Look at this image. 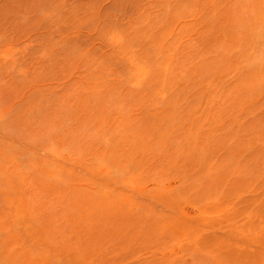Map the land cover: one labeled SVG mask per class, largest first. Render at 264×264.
<instances>
[{
    "label": "bare ground",
    "instance_id": "obj_1",
    "mask_svg": "<svg viewBox=\"0 0 264 264\" xmlns=\"http://www.w3.org/2000/svg\"><path fill=\"white\" fill-rule=\"evenodd\" d=\"M57 1H54V2L58 3ZM60 1H59V3H60ZM87 1H89V0H87ZM87 1H85L84 3H87ZM90 1L93 3L95 2V0L94 1L90 0ZM102 1L103 2H101V3H99V1H98L96 3V4L99 3L97 6H96V4H93V5H95L97 8V7H99V5L107 2L108 0H102ZM111 1H115V0H110L109 2L111 3ZM122 1L125 3L126 0L125 1L124 0H120V1L117 0V2H112L111 4L108 2L109 4H106V5L107 6L111 5L110 9H112L113 7L115 8V6H116V8L120 7L119 8L120 11L121 10L124 11L123 9H121L124 6V3ZM127 1H128V3L132 4L131 7L134 6L133 4H135V2H136L133 0L132 1L134 3H131L132 2L131 0L130 1L127 0ZM54 2H53V4H54ZM71 2H69V4ZM91 2H88L87 3L88 6L86 5V7H84L81 3H75V7L77 6L76 8L80 9V11H83L85 8V10H86V11L84 10L85 16L89 15V14L97 15V14H100L103 12L104 14H106L104 16H100V18L102 17L103 20L99 19V20L95 21L97 18H90L89 20L85 19L84 15L81 16L80 14H77L76 11L71 9L73 7L67 8V6H66V8H65V6H64L62 8V6H59V3L57 6H56V4L53 5L52 3H50L53 5V7H51V9H49L50 6L45 8V10L48 8L49 11L48 10H46V11L41 10L43 12V15H45V16L42 15L41 17L39 16V18L42 19L43 17H45L46 21H47L48 20L47 18L50 17L51 20L54 19L52 21V23H54L55 26L57 23H59V25L62 24V23L60 24V22H62L61 19H63L64 16H61L60 13H62L63 11H67L69 9L68 10L69 12L67 11V12H64L62 14H64V15L70 14V16H72V17L68 16V20H69V18L71 19L70 20L71 23H70V25L69 24L68 25L70 27L73 26V28H75V29H73L72 27H71L72 29H70V27H68V29L65 28V27H67V25L65 26L64 23L62 24L64 26V28L62 26H59L61 28L58 29L55 27L56 28L55 29L54 25L49 23L50 20H48V24H51L49 26H53L52 30H54V29L56 30V31L54 30L55 33L60 31L61 34L59 33L57 38L62 39L60 43L57 42L59 45L58 44L56 45V43L54 45V43H51V41L48 42V39L45 40V42L47 41L49 44L54 45L51 48H53V47L56 48V46L58 48V46H60V44L62 42L64 45L63 39H65V38H62V36L65 33L67 34L68 31L69 32L71 31V33H69L68 35H66V34L65 35L68 36L69 37L68 39L71 40V38H73V39H76L77 37L79 38V35L77 34L78 31L82 30L83 28H86L85 31L82 30L83 33L84 32L87 33L89 30H91L92 34H93V32L95 31L94 34L95 33L97 34L98 39H97L96 35H94V34L93 35L95 37L92 35L90 38V34L88 33L89 35H87L86 38H85V36L81 35V37H84L83 39H81L83 41L78 39L79 41L77 42V40H76L77 45L79 46V45L84 43L82 45V47L87 45V46H89V48H91V47L95 48V45L93 46V44L91 42L95 38L97 41L99 40V42H100V43L97 42V46L99 45L98 46L99 48L104 47L103 52L105 54L103 52H101V53H103L102 55L104 57H106V55L108 54L107 55L108 57H106V58L107 59L109 58V59L105 60L104 57H102L101 59L98 60L95 55H94V59L92 58L93 55L91 56V54L94 50L95 51L93 53L96 52L97 54L100 53V51H102V50L98 51L97 50L98 47L93 49V50H92V48L88 50V52H90L91 54L88 53L87 55H90L91 56L90 57V56H87L86 54H82L81 51H84V50L78 51L76 49H71V51H70V50L66 49V46H64L66 49V52L68 54L65 52L60 56H58L59 53L57 55H52V56L45 55V57L48 58L49 62H46V60H45L46 58H44V55H42L45 53H42L41 54V57L43 56L42 60H44L46 63L44 61L39 62V63H42L41 67H39L40 66L39 65V66H36L34 68L39 67V69L43 70L44 68H42V67H44V66L46 67V66H48L46 64L50 63L51 65H53L56 68V70L60 71L61 67H62V69H65V67L68 66L67 70L69 71L71 69L70 74L72 75V77H70V76L69 77L72 79L74 77L77 81V84H76L75 80L73 83V80L71 79L72 82H71V84H69V86L64 85V83H67L66 81H64L63 78L61 79V77H63L64 75H61V77L59 76L60 78H58V77L56 78V80L59 79L60 81L61 80L64 81L62 83V85L64 86V90L62 89L63 87L60 86L62 88H60V87L59 88L62 91H60V89L58 88V90L60 92L53 91L54 93H52L53 88L50 87L51 92L48 91L50 94H48L47 91L45 92L46 97L43 96L44 98H42V100L44 103H42V104H45V103L48 104L49 103L50 107H48L47 109L48 110L50 109V110L46 111V113L49 112V113H47V115H44L45 112H42L44 114H41L39 111L38 116H39L41 122L38 121L39 119L37 118L38 116L36 117V113L32 114L33 113L32 111L35 110V108H33V107H36V106H34V103H35L34 100L36 99V97L33 96L34 97V100H33L32 99L33 97L31 98V96L33 93H36L35 91L32 92L31 95L29 96L30 97L29 99L33 100V101H31L32 104L29 101H22L23 102L22 104H24V108L22 107V109H19V108L13 106L15 109L17 108L18 112H19V110H21L20 112H22V114H24V110L27 109L25 111L26 115H23L24 117H22L23 119L21 120V118H20L21 121H24L27 119L26 121L28 122V124H31V122L34 120V118H32V116L35 117V119L37 118V122L40 123L39 131H41L40 132L41 135L32 137V135L26 134L27 137L30 136L32 138V139L31 138L28 139L26 137V135L25 136L23 135L24 133L22 134V137L24 136V138L26 137L30 141L29 142L26 139L27 142L25 144L28 146L29 145L32 146V151H31V150H29V147L27 148V146L24 144L26 147L25 149L31 151V152L27 153L26 155L24 154V153H26V151H24L25 149H23L24 147L22 146L25 139L22 138L23 143L20 140V142L22 144L19 143V140L17 139L18 143L21 145H19L17 143H13V144H15V146H16V144L19 145L21 148H19V146H17V147L20 150H18V148L14 147L9 141H6V139H4V138H2L0 141V207L4 209V205H5V210H6V212H5V210L0 208L2 210V212L0 211V214L2 215V216H0V219L2 217H4L0 220V237H1L0 238V253L2 252V254H0V257H1V255L3 256L0 258V264H13L16 261H18L16 264H19V263L22 264L24 262H25L24 264H26V263L27 264H34V263L35 264H43L42 262H44V261H45L44 263H46V264H50L53 261H54L53 263H55V264H61V263L64 264V260L62 258H64V259L68 258L70 262H74L72 264H80V263L81 264L82 263L83 264H90V263L91 264H93V263L98 264V263H95L98 261H94L95 254H97V253L100 255V258H99L100 260L99 259L98 260L101 263H99V264H105L106 262H107L106 264H108V262L109 263L111 262V264H115V262H116L115 260L117 259V257L115 258V260H114L115 262H114V261H112L113 259L110 258L113 256L107 257L108 255L106 254V253L110 254L113 251V250H110L111 252L110 251L108 252L107 250L113 249V248L115 249L114 243L116 241H114L113 243L111 241H113V239L115 240V238H118V240H119V235L121 237L123 236V238H121L119 241L125 242L124 238H126V243H124L125 245L123 246L124 248H126L127 246H130V244H131V243L127 244V241L130 240V238H132L131 237L132 234H135L132 226H129V224L128 225L126 224V223H128L127 220L130 218V217L128 218V216L126 215L128 212H130L131 214L134 213V220L137 218L135 222H138L139 224L142 223V225L141 224L139 225V228L143 229V227L146 226L143 230H145V232H147L149 230V228H151L150 226L153 225L152 226L153 230L152 229H151L152 231L149 230L148 234L150 232L154 231L157 233V235H155L154 233H153V235L151 233L149 235L150 236L151 235L152 236H158L157 237L158 240H156L155 242H152V245H150V246L148 245L147 247H145L146 245H144V244L142 245L141 244L142 242L140 243V240H139L138 244H140V245H138V246H140L143 250L145 248H147V250L145 249L144 251L140 250V247H137V245L132 242L133 245L134 244L136 245V247L134 245V248H136L134 250L136 251V250H138V248L140 250V251L138 250L139 252L136 251V254H137L136 258L139 257L138 254H140L141 252L142 253L140 254V256L145 255L144 253H147V256H149V257H150V255H153L154 253L153 254L149 253L150 255H148V252H151L150 248H152V247L155 249V252H157V253L158 252L166 253V255L164 256V258H166V259L161 258V262L159 261L160 258H157V259L152 258L154 261L153 260L150 261V258L148 257L149 259H147L146 258L147 256L145 255L144 258H146V260H148V262H149V263L147 262L148 264H150V262H151V264H165V262L167 264L168 263L167 260L170 262L172 260V256L174 258V256L178 255L179 251H177L178 252L177 253L175 249L178 250V248H180L179 245L186 244L188 241L190 243H194L193 245L195 247L201 241L204 243H207V242L208 243H215V244L218 243V239L209 238V237L203 238V235H201L202 232H201L200 227L197 224L194 227L188 226V224H190L189 221H192V222L198 223V224H204V223L211 222V224L213 226H216L217 225L216 223H220L219 221H222L223 219L227 218V220H229L231 222L226 224L225 233L228 232L229 235L226 233L225 238H224V240L222 239V241L225 242L229 238H231L229 236L234 237L233 235H235V238L238 237V238H236V240L238 239V241H236L238 244L240 242L241 243L243 242V244L245 245L243 240H246L250 244H255L256 246L258 244L257 242H261V243H259L261 246V244L264 243V201L262 200V199H264L263 198L264 197V190L261 191L258 195V197L259 198L261 197V198L259 199L257 197V199L253 200V203L251 202L252 204L249 203L248 205H246V204L243 205L242 200H241L239 205H236L235 201L239 200L241 198V196H243L240 193L241 187L242 188L243 187L244 188L250 187L249 189L246 188L247 191L253 190V188L255 187V184L253 182L259 183V182H261V180L263 181V179H264L263 178V176H264V174H263L264 173V170H263L264 169V164H263L264 158L262 161L263 166L260 167L259 165H261V163H258V162H260V160H262L261 157H264V156H262V154L264 155V153H263L264 152V149H263L264 138H262L263 141L262 140L260 141L261 144L263 143L262 144L263 146H261V147H260V145L258 146V144H260V143L256 142L257 144L250 145V147L248 146L249 148H247V145L250 144L249 142L251 141V138H250L251 136L256 134L260 138L261 135L263 136V133H264V130H263L264 129V123H263L264 119H263V121L260 120L261 122L258 120V119L262 118V116H260L261 113H262L261 115H263V118H264V112H263L264 110L260 109V107H262L261 105L264 106V99H263V97L260 96V95L264 96V94H262L264 92V0H145V1L143 0L144 3L142 2V0H138L135 6H137L141 2L142 4L140 3L139 6L142 10L141 9L138 10V9H136L137 8L136 7L135 8L136 11H139V12H137L135 14L134 13L135 10H133L132 9L133 7H132L131 8L132 13H134L136 16H134L131 13V11L129 10L128 13L130 12L129 14H132V15L127 14L128 18H127V16H125L126 20L125 19L124 20L127 21V19H129V17L131 16L133 22L131 21V17H130L129 20L131 22H129L128 24L123 23L125 21H123L122 23L120 22L121 25H123L122 27L121 26L118 27L120 25V23L117 24L119 22V20L116 22L117 18L115 19L116 15H117L118 18L120 16V20H121V17L123 14L120 11H118L120 13V15H119V13L117 11H116L117 13L115 12L116 8L115 9L113 8L114 11H112V10L110 11V9H106L108 7L104 5V10H101V12L98 13L99 9L97 8L98 9L97 10L95 8V6H94L95 11L92 9L93 8L92 6H91L92 8L89 9V3H91ZM61 3L63 4V1ZM116 3H118V4H116ZM128 3H126L128 5V6L126 5V7H128V9H130L129 8L130 6ZM64 4L67 5L68 2H66V3L64 2ZM72 4H70V5H72ZM114 4H115V6H114ZM90 5H92V3ZM117 5L119 7H117ZM126 7L124 6V9H126ZM43 8L44 7H42V9ZM64 8L67 10H65ZM39 9H41V8L37 9V12H39L38 15H40V11H38ZM62 9H63V11H62ZM91 9H92V11H91ZM60 10L62 12H60ZM105 11H106V13H105ZM71 12H73L74 14H72ZM2 13H4V11ZM113 13H115V15ZM46 15H49V17L48 16L46 17ZM74 18H76V21L74 20ZM77 18H78V20L80 18V22L77 20ZM87 18H88V16H87ZM134 18H135V20H133ZM73 20L75 21V23H73L74 22ZM65 23H66V21H65ZM77 24H80V26ZM124 26H125V28H124ZM57 27H58V25H57ZM77 28H78V30H77ZM48 29H50L48 31L49 33L55 34L54 32L51 31V28H48ZM65 29H67V32H64ZM74 30H76L77 33ZM48 32L46 35H48L49 37H52V38H50L52 40V42H56L53 40V36H50ZM70 34H72L74 36L71 37ZM80 34H82V33H80ZM46 35H45V37H47ZM83 35H85V34H83ZM66 36H63V37H66ZM88 36L90 39L88 38ZM92 37H94V38H92ZM66 39H67V37H66ZM96 40H94V41L96 42ZM94 41H93V43H94ZM47 42L45 44H47ZM66 42H67V40L65 41V44H66ZM76 43L74 44L75 45L74 47H78L76 45ZM89 44L92 46H90ZM101 45H102V47H101ZM69 46L73 47L71 45H69ZM11 47L12 46H9V47L7 46V48L4 47V49H3V47H1V49H3V50L0 49L1 50L0 60L2 62H4L6 65L8 64L6 62H9V61L13 62V63L9 62L11 64L10 67L11 68L14 67L13 70L16 69V71L19 69L17 72L23 73L24 69L23 70L21 69V67L24 68L22 66L23 64L21 63L22 60H20L21 61L20 62L21 67L20 68H19V66H17L19 64H17L16 67L15 66L12 67V64H15L14 54L16 55V53H14L15 51L13 50L15 47L14 48H11ZM47 47L49 48L50 45ZM55 48H53L51 50H54V52H56ZM105 48L107 51L105 50ZM62 50H63V48H62ZM108 50H110V51H108ZM18 53H19V51L17 52V55H18ZM41 57H39V58H41ZM53 59L55 60V63H54ZM102 59H104L105 61H103ZM15 60H16V62H17V60L19 61V59H15ZM34 60L37 61V59H34ZM74 60L77 62H80V63H77V65H76ZM97 60H98V62H97ZM106 61L107 62L109 61L110 63L113 62L111 64H114L116 66L118 65L117 71L115 72L114 71L115 67L108 65V63H106ZM2 62H0L1 63L0 64V68H1L0 70H2L3 73H5V72H7L5 70H9V68L6 69L5 64L3 63L5 66L4 67L2 65ZM70 62L72 64H70ZM43 63H45V65ZM55 64L58 66H55ZM69 65L72 67L70 68ZM74 65H75V68H73ZM120 66H121V69L119 68ZM17 67H18V69H17ZM48 67L50 68V66H48ZM76 67L78 69V71L77 70L76 71L79 72L80 77H78L79 74L77 72H74ZM110 67H114V68L110 69ZM118 68L120 71L118 70ZM51 69H53V68H50L49 70L48 69L47 70L50 71ZM13 70L11 69L10 71L16 72ZM54 70H52V72ZM37 71H38V77L40 75V78H41V75H44L47 73L46 72L44 74H42V73L39 74L40 71L38 69L36 70V72ZM9 73H7V75ZM22 73H20L19 76H21V75L23 76ZM60 73L62 74L63 70L60 71ZM52 74L55 75V73H52ZM52 74H51V76H53ZM4 75L6 76V73L3 74V76ZM31 75H33L31 77H36V76H34V73L33 74L31 73ZM73 75H75V76H73ZM46 76H48V75H46ZM46 76L44 75V77H46ZM66 76H68V75H66ZM44 77H42V79ZM1 78H2V76L0 77V79ZM24 78H26V77L23 76L21 80H23ZM70 78L69 79L67 78L65 80H69L68 83H70ZM27 79L28 78L24 79V81ZM34 79L38 80L39 78L36 77ZM34 79H33V81H34ZM48 79H49V76H48ZM48 79H47V81H48ZM5 81L6 80L4 78L3 82L5 83ZM27 81H25L24 83H26ZM29 81L31 83V80H29ZM33 81H32V83H33ZM38 81H36L37 84H38ZM14 82L13 83L9 82L6 84L0 83V84H2L3 87L5 85V88L7 86L6 90L11 88V90L6 91V92H8L7 94H9V92H11L12 88H13L10 86L11 85L13 86ZM24 83H22L23 86L17 85L18 87L16 86V88H19V89L21 88V90H22V87H23V92H24V88H26V87H24V85H25ZM51 83H53V82H51ZM51 83H49V84L51 85ZM57 83L59 86V84H60L59 81H57ZM34 84H35V81H34ZM53 84H56V83H53ZM28 85H27V87H28ZM50 85H48V86H50ZM14 87H15V85H14ZM0 88H2L1 85H0ZM5 88H2L4 92H5V90H4ZM33 88H34V90L36 89L35 86H33ZM40 88H41V86H40ZM45 88H46V86H45ZM55 88L57 89V87H55ZM2 89H0V90L2 93H4L2 91ZM28 89L33 91V89H31V88H28ZM43 89L44 88L42 86L41 90L43 91ZM56 89H54V90H56ZM16 90L11 92L17 97L16 98L14 96L16 99L20 98L21 95H22L21 97L25 96V95H23V93L21 94L20 92L19 93L21 95L18 93L15 94ZM27 90H25V91H27ZM30 92H28V93H30ZM13 94H11V95H13ZM39 94L44 95V93H41V92ZM253 96H254V98L261 97L262 100L260 98L259 99H260L261 103L262 102L263 103L261 105H259L260 101H258L259 104L256 103V101L259 99H255L254 103H253L251 101ZM26 98H28L27 94H26ZM26 98H24V100H26ZM16 99L14 100L15 102L17 101ZM22 99H19L20 102ZM44 99H45V101H44ZM6 100H10V98L6 99ZM6 100L4 99V101H6ZM0 102H2V101L0 100ZM15 102H14V104H15ZM26 102H27V104H30V105L27 106ZM250 102L253 105L255 103L258 104V107H255V106L252 107V104L250 105ZM11 103H12V101H11ZM37 103H39V102H37ZM9 104H10V102H9ZM22 104L20 103L17 106H19V105L21 106ZM1 105H4V104H1ZM1 105H0V132L3 133L2 135L6 136V138L10 137V139L17 135V134H15L17 131H19L20 133H18V134L21 135V131L19 129L22 125H24V127H25V125L27 126L26 121H24V123L21 122L22 125L20 127H19L20 123H17L19 125L16 127V125H14V123H12L13 122V119H12V122H11V124H13L12 126H15L16 128L19 127L18 130H13L14 128H12V127H10L11 128L10 129L9 128L10 123L8 124L9 126L8 125L5 126V124H3V122L5 123L4 113L7 115L8 114V113H6V112H8L7 109H9V113H10V111H12L14 109L11 108L12 107L11 104L8 105V102L6 105H8L9 107H6V106L1 107ZM31 106H32L33 110L31 108ZM251 107L252 108L255 107L254 110H252L253 111L252 114L253 113L254 114L260 113V114H257L260 116V118L258 116V119H257V117H256L257 115H254V114L252 115L251 111H249V110H248L249 113L247 116L246 114L248 111L246 110L247 112H244L245 114H243V115H245V118L246 117L247 118L245 119L244 117L241 116L242 119L237 120V118H238V116H236V114L238 113L237 109L240 112L239 115H241L243 112L242 110H245V109H248ZM3 108H6V109L4 110ZM141 108L143 110L147 109L148 113H146V111L144 110V112L146 113L145 115L148 116V114L150 113V116H148V117H150L151 119L146 117V119L150 120V121L147 120L148 124H147V121L145 119V116L143 114L140 115L141 114L140 113ZM29 109L31 110L32 113L30 112ZM143 110H141V111L143 112ZM41 111H42V109H41ZM29 113H31V114H29ZM13 114L15 115V112ZM16 114H17V112H16ZM27 114L29 115V117L27 116ZM141 116H142V118L144 116V118H143L144 120L142 118H140ZM3 117H4V119H3ZM6 117H7L6 119H9L8 118L9 116H6ZM249 117L250 118L252 117L254 120L257 119L259 121V123L263 124L262 125L263 127L260 126L261 124L260 125L258 124V126L260 128V129H258V126H257L258 121H256V120H255L256 123H255V121H253V123L256 124L257 128L253 127L255 125H253L251 127V125L253 124L252 120H251L252 124L249 122L251 125L246 123L249 126V127L247 126L248 130L246 127H244L245 128L244 129L243 128L244 124L242 125V123H240V121L244 123V121H246ZM18 118L15 117L14 120L15 119L17 120ZM24 118H26V119H24ZM243 118L245 119L244 121H243ZM29 119H33V120H30V123H29ZM1 120L2 121L4 120V121L2 122ZM16 120H15V122L19 121V120H17V121ZM141 120H143L144 122L146 121L145 124H143V121L141 122ZM234 120H237V122L240 120L239 124H237L239 127L237 125H235L237 122L234 123ZM248 120L250 121V119H248ZM35 122H33V124H35ZM233 125L235 126L234 129H233V127H234ZM240 125H241V127H240ZM33 126L34 125H32L31 127H33ZM236 126L238 128H243V130H245L244 132H242V134H244L245 132L251 131L250 132L251 136H247L249 133L248 134L245 133L246 138L243 137L241 133L236 132V130H237ZM26 128H22V129L24 130ZM254 129L256 131H254ZM36 130H38V129H36ZM13 131H15V132H13ZM25 131H28V130H25ZM32 131H34V130H32ZM32 131H31V133H32ZM238 131L241 132L242 130L239 129ZM261 132H263V133H261ZM28 133H30V132H28ZM236 133H238L239 136L236 135ZM252 133H254V134L252 135ZM36 134L39 135V133H36ZM258 134H260V135H258ZM237 136L240 138V140L242 139V142L238 140ZM16 138H18V137H15L13 139H16ZM247 138L250 140L248 141ZM253 138L256 140H254ZM259 138H255L253 136L252 141L254 140V143H255V141H257V139H258V141L260 140ZM252 141H251V143H253ZM240 142H241L242 146H241ZM27 143H29V144H27ZM236 143L239 144V146H237ZM235 145H236V148L239 147V148H237L239 151L235 148ZM254 146L258 147V148L256 149V148H254ZM253 148L256 150L254 151ZM36 149L40 150V151H37ZM220 149H222V150H220ZM245 149L248 151V152L246 151L247 153L241 152V150L245 151ZM252 149H253V151H251V152L253 153V156L250 152V150H252ZM34 150H36V152ZM216 150H219V151H216ZM258 150L260 151V153ZM19 151H23V152L19 153ZM41 151H42L43 155H42ZM214 152H216V153L218 152L219 155L221 153H223L221 155L224 157L218 156V153H217V157H218V159H217V157L215 156L216 154ZM237 153L239 154V156H237L238 155ZM21 154L25 155V156H23L24 159H22ZM38 154L42 155V156H39ZM247 154H248V156L250 155L252 157H254V155H255L254 158H256V156H257V159L258 158H260V159L256 163L257 159H255V161H253L254 158H250V156H249V158L248 157L246 158ZM19 155H21V156H19ZM240 155H242V156L240 157ZM243 155H245V156H243ZM212 156L216 157L215 160H213L214 158ZM18 157H20V158H18ZM39 158H42V160H40ZM149 158L151 160H152V158H155L154 159L155 161L157 158L158 159L161 158V160H157L155 163L158 164L159 161L160 162L162 161L163 163H160L162 165H160V164L157 165V167H159V168L161 167L162 169L157 168V171H156V167H155L156 165L153 164L154 160H152V161L150 160L151 163L149 162L150 163L149 165L152 164V166L154 168H152V169L149 168L152 166L147 167V165H148L147 160H149ZM219 158H221L222 160L220 161ZM241 158L246 159V160H242ZM43 159H44V161H43ZM250 159L254 163H256L257 166H255L256 164L252 163V161L250 164L248 163V164L244 165V162L250 161ZM146 163H147V165H146ZM251 164H254V165H251ZM144 165H146V166H144ZM249 165H250V168H249ZM163 167L164 168L167 167V169H164ZM154 169H155V171H152ZM255 169H256V171H255ZM145 170H147V171H145ZM251 171H253L255 173H253ZM257 171H260V172L262 171L261 174H263V176L261 177L260 172H257ZM77 172H79V175ZM146 172H149V173H146ZM244 172H246L247 174ZM249 172H251V173L248 175ZM41 173H42V175H41ZM75 173H77V174H75ZM242 173H244V174H242ZM256 173H257L258 177L255 175ZM245 174L248 175L249 177L247 176L248 177L247 178ZM76 175H77V178H79L78 180L81 181V179H82L83 182L82 181L79 182L77 180V178L75 179ZM174 176H175V179H174ZM93 177L100 179V181H101V182H99L100 185L96 186L93 183L95 181V180H93ZM240 178L242 179L241 181L243 183L242 182L241 183L243 185L245 183L247 184L249 182L251 186L249 185V183H248V186L246 184L244 186L243 185L239 186V184H241L240 182L238 183V181H240ZM36 179H38L40 181L42 180V182H40L42 187L38 186L39 181ZM254 179H256V181H254ZM148 180H151L153 182V187H151L152 190H150L149 192H146L147 186L144 184ZM175 180H178L177 181L178 186H176V184L174 185L171 183L170 184L167 183V181H175ZM243 180H245V181H243ZM37 181H38V183H36ZM75 182L78 183V186L76 184H74ZM85 182L88 184V185H86L87 192H86V190H84L85 192L84 191L82 192V190L85 188V187L83 188V185L85 186V184H86ZM44 183H45V187H46V184L47 185L50 183L52 184V185L50 184L49 187H51L50 190L52 189L53 193L49 190V187L47 186V188H48L47 190L49 191V193L51 192V194H50L51 196L49 195L47 190H45V189L43 190ZM82 183H85V184H82ZM89 183H90V185H94V187L89 186ZM148 183H150V181H148ZM166 183H167V185H166ZM258 183H256V184L258 185ZM261 183H259L260 185L256 186L257 190L260 188L259 186H263L264 181ZM71 184L73 185V189H77L78 192H80V193L82 192L83 195L80 193L79 194L81 195V197L84 196L83 198H81L80 196H77V197H80L82 199V200L80 199V202H79V198L77 201V197L75 198V196H73V194L77 195L78 192H75L74 190L67 191L68 189L71 190V188H70V187H72ZM79 184H81L82 186L81 185L79 186ZM168 184L170 186L171 185L172 186L174 185V186L173 187L171 186L172 188H170V186L168 187ZM53 185H55V189H53L54 188ZM57 185H58L59 189H60V187L63 189L64 188L63 186H65V187L67 186V188H65L66 191L71 192L73 194H71V193H70L71 195H69V193L67 194V192L64 191L65 189L64 190L60 189V190L64 191L66 193V196L64 195L65 194L64 192L59 194L60 190L56 189V188H58V187H56ZM111 185H114L116 187L117 192L115 191V188H113L114 186L111 187ZM68 186H70V187H68ZM88 186L92 187V189L91 188L89 189ZM118 186H120L121 189H129L128 191H130L129 192L130 194L129 193L128 194L129 195L132 194L130 197H133V195L135 194L133 197L134 199L133 198L127 199L128 196H126L127 198L125 197V195H127V194H125L122 191L118 192V190H121V189H118V188H120ZM122 186H124V187H122ZM144 186H146L145 189H143ZM29 187L30 188L35 187V190L38 189V191H39V189H40L41 192L42 191L43 192L45 191V192L43 194H41L40 191H39L40 192L39 193L36 190V192L39 194V196H38V194L34 191V188L30 189ZM55 190H56V192L58 190V192H57L58 194L54 193ZM148 190H149V188H148ZM246 190H245V192H246ZM254 191H256V190H254ZM27 192H30L29 195L27 194ZM115 192H116V194H115ZM141 192L148 193V196H146V197L151 199L148 201H150V202L154 201L153 204H151L152 206L155 207V205H157L155 208L153 207L154 208L153 210L151 209L152 207L150 208V204L149 205L146 204V203H149L148 201H146L145 203H144V201L143 202H140V201L137 202L135 197H136V195L137 196L142 195L143 193H141ZM84 193H85V195L86 194L87 195L85 196ZM113 193L116 196L117 195L118 196L117 197L114 196ZM121 193H122V195H121ZM138 193H141V194L138 195ZM44 194L46 195L45 196L46 200L49 198L47 205H46V203H47L46 200H40L41 195L43 196ZM54 195H56V196H54ZM67 195H69L68 196L69 198L71 196V198H73L74 200L76 199V200L74 201L73 199H68ZM120 195L122 196V197H120L121 200H123L122 202H121V200L117 201V199H120L119 198ZM144 195H143V197H145ZM31 197H33V198H31ZM34 197H36V198H34ZM37 197L40 200L39 201L40 202L39 208H43L44 207L43 205H46L45 206L46 208L44 207L42 209L43 218H44V215L46 216V214H47L46 219H47V217H49V219L52 220L51 224H49L50 220L47 221L48 219L47 220L44 219L43 220L44 222H42L43 218L40 219L41 217L39 215V211H37V209H36L37 208L36 204L33 203V202H37L36 201V200H38ZM52 197H54V198L57 197V199L53 198L54 200H51ZM64 197H65V199H64ZM30 198L34 201L31 202ZM85 198H87V200ZM233 198H235V199L233 200ZM42 199H44V196ZM59 199L60 200L62 199L64 202L66 199L70 200V201L72 200L73 203L70 201L67 202V200H66V202H65L66 205H64V203L62 204V202H61L62 200H61L60 204H59V202L57 204V200L59 201ZM106 199H108V200L110 199L109 201L114 199V201L109 202ZM50 200L52 202L55 201L54 202L55 204L52 202H49ZM101 200L103 202H101ZM130 200H133L134 203L137 202L136 205ZM76 201L78 202L77 204H75ZM85 201H90V203H89L90 205L89 204L85 205L86 204ZM129 201L132 202L133 204L132 203L128 204ZM41 202H42V204L44 202L45 203L42 205ZM83 202L85 203L84 205L86 208L81 207L83 205L82 204ZM93 202H97V204H94ZM117 202H119V203L121 202L120 203L121 205ZM125 202L127 203L128 206L129 205L133 206V207H135L134 209H136V212H135V210H132V208L130 206H129L130 208L127 207V205H126L127 208L124 207V208H126L125 211H127V213L124 214L123 216L125 217V219L127 216V218H128L127 220H125L124 217L122 216V214H120L121 213L120 209L124 204H126ZM1 203H3V205ZM32 203L35 205H32ZM69 203L74 204V206L70 205ZM138 203H140V204H138ZM142 203L146 204V205H143ZM49 204H51V205H49ZM53 204L55 206H52ZM79 204H80V206H79ZM99 204H101V205H99ZM158 204L162 206L161 209H159L160 206H159V208H157ZM48 205H49V207L52 206V209L50 208V211H52V212H53V209L56 207V209H58V210L54 209V211H57V213L60 211L61 208H59L60 206L57 207L56 205H61V206L64 205L65 207H67V205H68V208L67 209L64 208V211L66 210L65 211L66 214L64 212L62 213L61 211L59 212L61 214H64V216L63 215L61 216V214L58 215L57 213H55V215L57 214V216H55L52 212L49 211V209L47 210V208H49ZM140 205L142 208L140 207ZM188 205H193V207L197 211L195 216L192 219H190V217H188L187 213L184 211L185 207ZM90 206L92 208H89ZM108 206L111 208L116 206L115 208H117L119 210V211L117 210V212L118 213L120 212V213L117 215V213H115L116 209L112 208V210H111V208H109ZM144 206L145 207L148 206L149 209L148 208L144 209L145 208ZM73 207H75V208H73ZM77 207H79L81 209H78ZM97 207L100 209L105 207L102 211L109 208L108 211L111 214L110 216H113V215L115 216V214H116L117 218L115 216V219L119 220L121 218L118 222H120V221H122V222H120L118 225V222L114 219V216L110 217V218L107 217L109 215L108 214L109 212L106 210L104 212H102ZM95 208L98 209L96 212H95V210H96ZM128 208L132 211H130ZM162 208H163V211L161 212ZM31 209L32 210L34 209V210L32 211ZM76 209H78V210H76ZM89 209H91V210H89ZM114 209H115V212H113ZM141 209H142V212H140ZM155 209L157 210V212L158 211H160V212H158V213L155 212L156 211ZM67 210H68L69 215H67ZM80 210H82L83 212ZM85 210H87V213ZM137 211H139V214L137 213ZM33 212H34V215H33ZM77 212H79V213H77ZM80 212H82V214ZM98 212H99V214H101V213L104 214L106 212L104 215L102 214V216H105L107 214L106 217L109 219L110 222L107 221L108 219L105 220L106 217L105 218L103 217V220L100 219V221H99V218L100 217L102 218V216L98 215ZM140 213L145 215V218L148 217V219H146V220L148 221L149 224H147V222H145V218L142 217L143 215L141 216ZM80 214L82 216H80ZM83 214L86 215V217L85 216L83 217ZM90 214L93 215L92 218L94 217L93 218L94 220L91 218ZM94 214H95V216L97 215V217H95ZM206 214H216L217 219H215V217H213L212 219H210V218L207 219ZM48 215H50V216H48ZM65 215H67V216L65 217ZM88 215L90 217H88ZM51 216H52V218H51ZM60 216L62 217V220L66 218L69 222V223L65 222L66 219L63 220V223L61 224L63 226V229L61 228V225H60V222L62 221L61 219H59ZM68 216H71L72 219L78 217L75 219L77 221H75V220L72 221L71 219H69L70 217H68ZM241 216H244L246 218V221L244 223L240 224L238 219ZM37 217H40V218L38 219ZM80 218L81 219L83 218V219L80 220ZM87 218H89V219L91 218L90 222L88 221L89 219H87ZM96 218H98V220ZM111 218L114 219V221H112ZM231 218H233L234 221H232ZM55 219H57V221L60 220V221H58L59 225H58V223H56L57 221ZM142 219H144V220H142ZM40 220H41V222H40ZM45 220H46V223H48V228H46L47 224L45 223ZM124 220L126 222L125 225H124ZM130 220H132V219H130ZM134 220H132L131 222L133 223ZM149 220L151 222H149ZM70 221H71V223H70ZM85 221H86V223H85ZM105 221H107L108 224ZM115 221H116V225L114 224ZM82 222H84L85 224ZM97 222H98V224L95 225L94 223H97ZM42 223H44V224H42ZM55 223L59 226V228H61L60 230H62V231H60L59 228L56 227ZM64 223H65V226L66 225L68 226V229H66L67 227H64ZM75 223H77V224H75ZM100 223H101V225H99ZM109 223H112V224H109ZM122 223H123V225H122ZM134 223L132 225H134ZM45 224H46V226H45ZM105 224L107 226H105ZM43 225L45 226L44 228H46L48 230H50V229L53 230V231H51L52 233H54V231L57 230L56 231L57 233L56 234L54 233V235L53 234L49 235L50 233L48 234V230H47V234H44V232L46 233V229L38 228V226L43 227ZM53 225L55 226V228H52V227H54ZM85 225H87V226H85ZM92 225L94 226V228L100 227V231H102V229H105L104 233H106L108 235L111 234L112 236H110V235L108 236L105 234V237H104L105 240H104V239H102V237L104 235L103 236L101 235L103 233H100L99 236H97V234L100 232L98 230L99 232L96 231L97 232L96 236L92 235L93 236L92 237L91 232H92V234L95 233L94 232L95 229L94 228L92 229V227H93ZM117 225L120 229L117 227ZM148 225H149V227H148ZM33 226H35L34 229H33ZM78 226L82 230V233H80L81 232L80 229L79 230L77 229ZM83 226H84V228H83ZM140 226H142V227H140ZM36 227H37V230H36L37 232H35ZM75 227H77V228L75 229ZM125 227H127L126 228L127 232L130 233V234H127V235H130V236H127L128 238L130 237L128 240L126 237L127 232L125 231ZM136 227H138V226H136ZM107 228H109V229H107ZM111 228L112 229L114 228L113 229L114 231ZM130 228L132 229L131 232H129ZM147 228H148V230H147ZM17 229H18V231H17ZM19 229L24 233H22ZM115 229H117V230H115ZM33 230H34L35 236H37V239H34L35 241L37 240L36 242H33L34 240L31 241V239L34 238V236L32 234ZM63 230L64 231L66 230L65 232H67V230H68L69 233L68 232L67 233L68 234L72 233V235H70L68 237V234L63 233L64 232ZM85 230H87V231H85ZM106 230H108V232ZM120 230H122L124 232H122ZM140 230H138V233L140 232ZM76 231L78 234L76 233ZM116 231H118V232H116ZM136 231H137V229H136ZM145 232L141 233V235H146ZM30 233L32 235L29 236ZM79 233H80V235H79ZM116 233L117 234L119 233V235H117ZM20 234L23 235V237H22L23 239H21ZM26 234L28 237H26ZM57 234L59 236H57ZM64 234H65V236H63ZM75 234L78 237V240L80 239L79 240L80 242L78 240H76L77 238H75L76 237V236H74ZM82 234H84L83 236L87 239H84V237H81ZM166 234H167V236H166ZM137 235L138 234L136 232V235H134V236L137 237ZM141 235H138L139 237H137V238L141 239V237H142ZM47 236H48V238L46 239ZM49 236L54 237L52 240L53 242H55V240H54L55 238L59 239V243H60V241L63 240L62 242L64 244H66L65 246L67 248L62 243H60V244L62 246H64L63 247L64 249L60 248L62 246L58 245L59 243H57L58 242L57 240H56L57 242H55V243L59 247L55 246L56 245L55 243L50 242L51 241L50 239H52V238H49ZM62 236L66 237V240ZM72 236L74 238H72V240H71L70 238ZM134 236H133L132 240L133 241L138 240L137 238L134 239ZM162 236H165L164 239L166 237H168V239L166 238L164 240ZM40 237H42V239ZM94 237L95 238L97 237V240H94ZM98 237H100V238H98ZM106 237H108L109 239L112 238V240H110L111 244L110 243H108V244H110L109 246H111L113 244L114 247L112 246L111 248L107 249L108 246H106L105 244L107 243L106 241L108 240V238L106 240ZM239 237H241L243 240H240L241 238H239ZM25 238H27L30 241L25 240ZM81 238H83L82 239L83 240L82 242L84 243V244L82 243L83 245L81 244ZM18 239H20V240H18ZM40 239L42 240V243H41ZM98 239L99 240L101 239V242L104 240L100 246L104 247L103 248L104 249V257H106L108 261L106 260V258L102 259L103 261L101 260L103 255L101 257V254H100L101 252H99V251H101L102 248L98 249V248H100V246L96 245L100 242V241H98ZM16 240H18V241H16ZM21 240H23L25 242L22 243ZM44 240H49L48 241L49 244L53 243L52 244L53 246L50 245V247L52 246V247L56 248V249L51 248L50 249L51 252L49 251V254L56 253L59 249V251H60V252H58L59 255L54 254V256H56L55 257L56 259L58 257L59 263L55 262L54 256L51 258L52 255L50 256L52 261L50 260V258L48 259V256L46 257V255H47L46 252L48 253V251H46L47 247H45L44 243H46V245H47V242H45ZM64 240L65 241L68 240L67 243ZM87 240L89 241V243ZM92 240H94V245H93ZM86 241H87L86 245L91 243L93 246H95V247L97 246L96 247L98 249V251L96 250L97 253H94V251H95L94 247H91L90 245H88V246L85 245ZM96 241L98 243H96ZM251 241H255V242L251 243ZM29 242L30 243L32 242L34 244L37 243V245H38L37 247H40L43 245L44 246L41 248H36V250H35L33 248H35L36 244L33 246V245H30ZM38 242H40V243H38ZM108 242H109V240H108ZM122 242H116V245H118L117 243H119V245L121 243V245H122L123 244ZM220 242H219V245H220ZM232 242L233 241H231V243ZM15 243H18L19 245L15 244ZM24 243L25 244L28 243L26 246L29 245L28 248L32 247V251L35 250V252H38V253H35L32 256V253H34V251L32 252L31 249L28 250V248H26L25 246H23L24 248H22V245H25ZM103 243L105 246L103 245ZM154 243H155V245H154L155 247L153 246ZM229 243L230 242L228 241L225 244H228V246H229ZM249 243L246 242L247 245H249ZM67 244H68V246H67ZM72 244H73V246H72ZM79 244L82 245V246L80 245V249L77 248V247H79ZM14 245H16L15 246L16 248L14 247ZM119 245H118V248L119 249L122 248L121 250H123V251H121V252H123V254L120 252V250L116 246L115 250H117L119 252L116 251L117 254L115 256H118V253H119L118 258L123 257L126 259V262H130V264H131V262H133L134 260H130V259H133V257L129 258V256L133 255V253H135V251L132 249V247L131 248L127 247V249H125L126 254H127V252L129 253V251H130L128 249H132V250L130 251L129 255H126L124 253L125 252L124 248L119 246ZM17 246H18V248L21 247L22 249L21 248L18 249ZM89 246L91 248H93L92 250H93L94 255L92 254V251H90V250L86 251L87 247H88L87 249H91ZM70 247L72 248V252L68 253V251L71 250ZM105 247L107 250L105 249ZM3 248H4V250H3ZM43 248L45 249V252L42 253L41 251H44ZM75 248H77L78 250H76ZM83 248H85V250ZM221 248H223V250L225 249L223 246H221ZM37 249H39L40 251ZM53 249H54V251H53ZM149 249H150V251H149ZM172 249H174V251ZM9 250H11V251H9ZM73 250H74V252H73ZM83 250H84V252H83ZM223 250H222L223 254H228V252L225 253V252H223ZM26 251L27 252L29 251V253H27ZM80 251H82V252H80ZM15 252H17V253H15ZM25 252H26V254H25ZM89 252H91V254H89ZM172 252H176V253H172ZM87 253L89 255H87ZM113 253H115V252H113ZM157 253H155V254H157ZM198 253H201V251L197 250L196 252L193 253L194 256L197 255L196 258L198 257V255L201 256V254H198ZM9 254H11V255H9ZM21 254H23V255H21ZM40 254H41V257H40ZM43 254H46V255L44 256ZM70 254H71V256H70ZM124 254L126 256H124ZM172 254H175V255H172ZM85 255H87V256H85ZM181 255L182 254H179L176 257H180ZM186 255L190 256L189 253H187V254L185 253V256ZM9 256H12V257H9ZM90 256H93L94 258L93 257L91 258ZM155 256L156 255H154L153 257H155ZM4 257H5V261H7V262L4 261ZM45 257L48 260L45 259ZM74 257H75V259H72ZM88 257H90L91 259ZM127 257H128V259H127ZM212 257H213V255L210 256V258H212ZM12 258L14 260L16 258V261L14 262ZM20 258H21V260H20ZM24 258L27 259V261ZM109 258L112 260L110 261ZM144 258H142L141 260L139 259L140 262L141 261L146 262V260H144ZM199 258H201V257H199ZM210 258L208 257L204 261L207 262V260L209 261ZM6 259H8V260H6ZM61 259L63 260V262ZM70 259H72L73 261ZM77 259H78V261H77ZM80 259H81V261H80ZM87 259H88V261H87ZM174 259H173V261H174ZM195 259H193V260L195 261ZM202 259L203 258H201V260ZM9 260H11L12 263H10ZM28 260H29V262H28ZM74 260H76L78 263L77 262L75 263ZM82 260L84 262H82ZM136 260L137 261H135V262H138V264H139L138 259H136ZM155 260H157L159 263ZM215 260L216 259L212 258V262H208V263L204 262V263L205 264H215V263L219 262V260H217V262H215ZM36 261L39 263H37ZM65 261L67 262V259ZM104 261H106V262H104ZM173 261L170 262V264H173V263L174 264H183L184 263L183 261L181 262V258L177 259L178 263L176 260L174 262ZM213 261H214V263H213ZM112 262H114V263H112ZM147 263H145V264H147ZM191 263L196 264V263H200V262H198V260H197V262L192 261ZM202 263L203 262H201L200 264H202ZM221 263H227V262L222 261ZM233 263L236 264L237 262H233ZM239 263L240 262H238L237 264H239ZM241 263L244 264L243 262H241ZM230 264H231V262H230Z\"/></svg>",
    "mask_w": 264,
    "mask_h": 264
},
{
    "label": "rangeland",
    "instance_id": "obj_2",
    "mask_svg": "<svg viewBox=\"0 0 264 264\" xmlns=\"http://www.w3.org/2000/svg\"><path fill=\"white\" fill-rule=\"evenodd\" d=\"M11 1H12V0H0V49H1V47H3V49H4V47L7 48V46H8V47H9V46H12L11 48H14V47L16 48V49H15V48L13 49V50L15 51L14 53H16V55L14 54V57H15V59H19V61L17 60V62H16V60L14 59L15 64H12V67H13V66L16 67V65L19 64V65H17V66H19V68H20V67H21L20 64L22 63V64H23L22 66H23L24 68L21 67V69H22V70L24 69V72H23V73L20 72V73H22L24 77L28 78V79H27L28 81L25 80V81H27V82H26L27 84H26V83H24V82H25L24 79H26V78H24L23 80H21L23 76H22V75L19 76L20 73L17 72V71L19 70L18 67H17V69H18L17 71H16V69L13 70L14 67H13V68L10 67L11 64H10L9 62H11V61L6 62V63H8V64L6 65L4 62H2V61L0 60V62H2V65H3V66H4V64H5L6 69L9 68V70H5V71H7V72H5V71L3 70V71L6 73V76L4 75L5 77L3 76V74H5V73H3L2 70H0V72L2 73V74L0 73V77L2 76V78L0 79L2 82L0 81V83H4V82H3V79H4V78H5V80H6L4 84L9 83V82H10V83H13V82L15 81V82L17 83V84H16V83L14 82L15 87H14V85H13V86H12V85L10 86V87H13V88H12V91H15V90L17 89L16 92H15V94H17V93H18V94H20V93L22 94V93H23V95H25L24 97H21L22 95L20 94V95H21L20 98L16 99L17 97H16L13 93H11L12 91L9 92V94L11 93V94H13V95H11V94L9 95V94H7L8 92H6V91L11 90V88L8 89V90H6L7 86H6V88H5V85H4V87H3V85L0 84V85L2 86V88H5V89H4L5 92L3 91L2 88H0V89H2V91L4 92V93H2L1 90H0V93H1V94H0V96H1V97H0V98H1L0 100L2 101V102H0V103H1V104H4V105H1V104H0V105H1V107H4V106L9 107L8 105L11 104L12 107H11V106H10V107L13 108L14 110H12V109L10 108L12 111H10V113H9V109H7L8 112H6V111H5V112L8 113V114L6 115V114L4 113V115H5V116H4V117H5V123L3 122L4 120H3V121L1 120V121L3 122V124H5V126H7V125L10 123V126L8 125L9 128L12 127V128H14L13 130H18V128L22 125V123H24V121L27 120L26 118H24V119H26V120L21 121V120L23 119L22 117H24L23 115H26V114H25V111L27 110V109H26V110L23 109V110H24V114H22V112H20L21 110H19V109H22V107L24 108V104H22V103H23L22 101H29V102L31 103V101L34 100V97H36V99H35L36 101L34 100V102H35V103H34V106H36V107H33V108H35V110H33L32 106H31V108H32V110H33V111H32L33 113H32L31 110L29 109L30 112H31L32 114L36 113V117L39 115V114H38L39 111H40L41 114H44V113H42V112H45L44 115H47V113H49V112L46 113V111H49V110H50V109H49V110L47 109L48 107H50V105H49V103H48V104H47V103L42 104V103H44L43 100H42V98H44L43 96L46 97L45 92H46V91H47V92L50 91L51 88H53V89H52V93H54L53 91H55V92H56V91H57V92L62 91V90L60 89V88H62V87H63L62 89L64 90V86L62 85V83H63L64 81H66V82L68 83L69 80H65V79H67V78L69 79L70 77H72V75L70 74V72H71V71H70V70H71L70 68H71L72 66H70V65H69V66H70V68H69L70 70H69V71L67 70V67H68V66L65 67L66 70H65V69H62V67H61L60 71L63 70V73L65 72L64 74H63V73L61 74L60 71L56 70V68H55L53 65H51V64L49 63L50 65H49V64H46V65L50 66V68H53V69H51L50 71H48L50 68H49L48 66H46V67L44 66L46 62H49L48 58H46L45 55H50V56H52V55H57V54L59 53L58 56H60V55H62L63 53L66 52V49H67V50H70V51H71V49H76V50H78V51L84 50V51H81L82 54H86V55H87L88 53H90V52H88V50L91 49L92 47L89 48V46H87V45L84 46V47H82V45H83L84 43L78 46L77 43H76V40H77V42H78V41H79L78 39H80V40L83 39L84 37H81V35H82V36H85V38H86L87 35L90 34V38H91V36L94 34L95 31H94L93 34H92V31H91V30H89L87 33H86V32L83 33L82 30L85 31L86 28H83L82 30L78 31V33L76 32V30H74V31L79 35V38H78V37H77V38L75 37L76 39L71 38V40L68 39V38H69L68 36H66V35H68L69 33H71V31H70V32L68 31L67 34L65 33L66 35H65V34L63 35V34H62L63 36H66L67 39H66V37H63V36H62V38H65V39H63V41H64V45H63V42H62V43H61L62 45L60 44V46H58V48H57V46H56V48L53 47V48H55V51H56V52H54V50H51V49H53V48H51V47L54 46L55 43H56V45H57V44H58L57 42L60 43L61 40H62V39H60V38H59L60 40L57 38L58 35H59V33H60V31L55 33V31H56L55 29H56V28H58V29L61 28V27H59V26H62V27L64 28V26L62 25L63 23H64L65 26L67 25V27H65V28L68 29V27H70L69 25H70V23H71V21H70L71 19L69 18V20H68V16H70V14H69V15H66V14L64 15V14H62V13L67 12V11L69 10V9H68V10L65 9L66 6H67V8L73 7V8H71V9H73L74 11H76L77 14H80V15L82 16V15L85 14V12H84L85 8H84V7H86L87 3H88V2H91V1H90V0H89V1L85 0V1H87V3H84V2H85L84 0H61V1H60V0H58V1H57V0H13L12 2H11ZM54 1H57L58 3H59V1H60V3L63 1V4H62V3H61V4L59 3V6H62V8L65 6L64 9L67 10V11H63V9H62L63 12L60 10V12H62V13H60L61 16H64L63 19H61V21H62V22H60V24L62 23L61 25H59V23H57L56 26H55L54 23H52V21H53L54 19L51 20V18L49 17V15H46V17H47V16L49 17V18H47V19L51 21V22L49 21V23L53 24V25H54V28L56 27V28L54 29L55 31L52 30V29H53V26H49V25H51V24H48V20L46 21V18H45V17H43L42 19L39 18V16L41 17V16L43 15V12H42L41 10H45V8H46V7H49V6H50L49 9H51V7H53V5H55V4H56V6L58 5V3L54 2ZM71 1H72V2H71ZM80 1H81V2H80ZM83 1H84V2H83ZM93 1H94V0H93ZM98 1H99V3L103 2L102 0H101V1H100V0H97V1H96V0H95L94 3L91 2L92 5H90L91 3H89V9L93 7L92 9L94 10V6H95V5H93V4H96ZM109 1H110V0H108V1L105 2V3H102L101 5H99V7H97L100 11L96 8V6H97L99 3L96 4L95 8L98 10V13L101 12V10H104V5L107 6L106 4H109V3H110ZM119 1H120V0H119ZM124 1H125V0H124ZM129 1H130V0H129ZM131 1H132V0H131ZM133 1H136L135 4H133V5L135 6L138 0H133ZM133 1H132L131 3H134ZM144 1H145V0H144ZM53 2H54V4H53ZM64 2H65V3L68 2V4L65 5ZM69 2H71L70 4L73 3L74 5H73V4L70 5ZM108 2H109V3H108ZM112 2H117V0H115V1H111V3H112ZM122 2H123V1H122ZM142 2H143V0H142ZM50 3H52L53 5L50 4ZM75 3H81V4L84 6V7H83L84 10H83V11H80V9L76 8L77 6L75 7ZM111 3H110V4H111ZM118 3H119V2H118ZM118 3H116V4H118ZM123 3H124V2H123ZM126 3H128L127 0H126L125 3H124V6H125V7H126V5H127ZM140 3H141V2H140ZM140 3H139V4H140ZM143 3H144V2H143ZM128 4H129V6H130V7H129L130 9H128V7H126V9H124V6H123V7L121 6V7H122L121 9H123L124 11H122V10L120 11V10H119L120 7L117 5V7H119V8H116V6H115V4H114L115 8L117 9V10H116V9L113 7V8L115 9V12H116V11H117V12L120 11V12L123 14V15L121 14V15H122L121 20L123 19L122 21L120 20V16H119V18H118L117 15H116V17L114 16L115 19L117 18L116 22L119 20V22H118L117 24H119L120 22L122 23L123 21L126 20V19H125V18H126L125 16H127V14L130 13V12L128 13L129 10H130L131 13H132V10H131L132 7H133L132 9L135 10V12L133 11L135 14H136L137 12H139V11H136V9H138V10L141 9L140 6H139V4H138L137 6H135V7H134V6L131 7L132 4H130V3H128ZM141 4H142V3H141ZM47 5H48V6H47ZM51 5H52V6H51ZM68 5H69V6H68ZM119 5H120V4H119ZM87 6H88V5H87ZM91 6H92V7H91ZM101 6H102V7H101ZM110 6H111V5L107 6L108 8H106V7H105V8H106V9H110ZM127 6H128V5H127ZM141 6H142V5H141ZM42 7H44V8L42 9ZM78 7H79V6H78ZM136 7H137V8H136ZM15 8H16V9H15ZM38 8H41V9L38 10V11H40V15H38L39 12H37V9H38ZM100 8H101V9H100ZM113 8L110 9V11H111V10L114 11ZM135 8H136V9H135ZM92 9H91V11H92ZM127 9H128V10H127ZM46 10H48V8H47ZM46 10H45V11H46ZM81 10H82V9H81ZM126 10H127V11H126ZM141 10H142V9H141ZM3 11H4V13H2ZM48 11H49V10H48ZM70 11H71V10H70ZM74 11H73V12H74ZM85 11H86V10H85ZM89 11H90V10H89ZM94 11H95V10H94ZM94 11H93V12H94ZM108 11H109V10H108ZM110 11H109V12H110ZM125 11H126L127 13H126ZM68 12H69V11H68ZM73 12H71V13L74 14L75 12H74V13H73ZM96 12H97V11H96ZM117 12H116V13H117ZM89 13H90V12H89ZM91 13H92V12H91ZM102 13H103V12H102ZM102 13L97 14V15H93V14H89V15H86V16L84 15V17H85V19H88V20H89L90 18H97V19L95 20V21H97V20H99V19H100V20L102 19V17L100 18V16H104V15H106V14H104V13L102 14ZM105 13H106V11H105ZM118 13H119V12H118ZM125 13H126V14H125ZM134 13H132V14H133L134 16H136ZM113 14L115 15V13H113ZM132 14H129V15H132ZM119 15H120V13H119ZM43 16H45V15H43ZM81 16H80V17H81ZM87 16H88V18H87ZM98 16H99V17H98ZM123 16H124V17H123ZM70 17H72V16H70ZM130 17H131V16H130ZM130 17H129V19H130ZM103 18H104V17H103ZM127 18H128V16H127ZM124 19H125V20H124ZM129 19H127L128 22L125 21V22H123V23H127V24H128L129 22L132 21V17H131V21H130ZM63 20H64V21H63ZM74 20L76 21V18H74ZM74 20H73V21H74ZM77 20H78V18H77ZM102 20H103V19H102ZM133 20H135V18H134ZM45 21H46V22H45ZM65 21H66V23H65ZM73 21H72V22H73ZM75 21H74L73 23H75ZM78 21L80 22V18H79ZM78 21H77V22H78ZM81 21H82V20H81ZM67 22H68V23H67ZM132 22H133V21H132ZM121 23H120V25H119L118 27H120V26L122 27V26H123V25H121ZM68 24H69V25H68ZM117 24H116V25H117ZM57 25H58V27H57ZM77 25L80 26V24H77ZM79 26H78V27H79ZM71 27L73 28V26H71ZM71 27H70V29H72ZM74 27H75V26H74ZM76 27H77V26H76ZM126 27H127V26H126ZM48 28H51V31L54 32L55 34H53V33H52V34L49 33L48 31H49L50 29H48ZM80 28H81V27H80ZM124 28H125V26H124ZM58 29H57V30H58ZM67 29H65L64 32H67ZM73 29H75V28H73ZM88 29H89V28H88ZM62 30H63V29H62ZM62 30H61V31H62ZM77 30H78V28H77ZM72 31H73V30H72ZM90 31H91V32H90ZM47 32L49 33L50 36H53V40L56 41V42H52V40L50 39V38H52V37H49L48 35H46ZM72 33H73V32H72ZM76 33H75V34H76ZM80 33H82V34H80ZM88 33H89V34H88ZM60 34H61V33H60ZM83 34H85V35H83ZM45 35H46L47 37H45ZM70 35H71V37L74 36V35H72V34H70ZM78 35H77V36H78ZM94 35H96V37H97V34H96V33H95ZM94 35H93V36H94ZM80 37H81V38H80ZM94 37H95V36H94ZM94 37H92V38H94ZM88 38H89V36H88ZM90 38H89V39H90ZM47 39H48V42L51 41V43H54V45L49 44L47 41H46L47 44H45V43H46L45 40H47ZM56 39H57V40H56ZM97 39H98V37H97ZM66 40H67V42H66V44H65V41H66ZM84 40H85V39H84ZM91 40H92V39H91ZM94 40H96V39L94 38L93 41H94ZM81 41H83V40H81ZM85 41H86V40H85ZM85 41H84V42H85ZM88 41H89V40H88ZM93 41H91L92 44H93V46L95 45V48H97V47L99 46V45L97 46V42L100 43L99 40H98V41L96 40V42L94 41V43H93ZM29 42H30V43H29ZM89 42H90V41H89ZM89 42H88V43H89ZM28 43H29V44H28ZM75 43H76V45H77L78 47H74V46H75V45H74ZM25 44H26V45H25ZM27 44H28V45H27ZM49 45H50V47L48 48L47 46H49ZM58 45H59V44H58ZM67 45H68V46L71 45V46H73V47H70V46L68 47ZM89 45H90V44H89ZM26 46H27V47H26ZM64 46H66V49H65ZM90 46H92V45H90ZM24 47H25L26 49H25ZM67 47H68V48H67ZM87 47H88V48H87ZM101 47H102V45H101ZM6 48H5V49H6ZM50 48H51V49H50ZM62 48H63L64 51L62 50ZM95 48L93 47L92 50L95 49ZM103 48H104V47H102V48H99V47H98V48H97L98 51H99V50H102V51H100V53H98V54H97L96 52L93 53L95 50H94L93 52L90 50V51L92 52V54L90 53L91 56L93 55L92 58L94 59V55L96 56V58H97L98 60L101 59L102 57H104V56L102 55V54L104 53V52H103ZM3 49H1V50H3ZM1 50H0V52H1ZM105 50H106V48H105ZM18 51H19V53H18V55H17V52H18ZM22 51H23V52H22ZM106 51H107V50H106ZM108 51H110V50H108ZM68 52H69V51H68ZM101 52H103V53H101ZM42 53H45V54H42ZM66 53H67V52H66ZM41 54L44 55V58H46V59H45L46 62H45L44 60H42V57H43V56L41 57ZM67 54H68V53H67ZM96 54H97L98 56H97ZM104 54H105V53H104ZM65 55H66V54H65ZM107 55H108V54H107ZM107 55H106V57H108ZM87 56H90V55H87ZM91 56H90V57H91ZM21 57H22V58H21ZM35 57H36V58H35ZM39 57H41V58H39ZM54 57H55V56H54ZM99 57H100V58H99ZM106 57H104V59H105V60H108L109 58L107 59ZM20 58H21V59H20ZM44 58H43V59H44ZM96 58H95V59H96ZM34 59H37V61L34 60ZM104 59H102V60L105 61ZM20 60H22V62H21ZM47 60H48V61H47ZM53 60H54V59H53ZM98 60H97V62H98ZM102 60H101V61H102ZM35 61H36V62H35ZM43 61H44L45 63H43V64H44V65H43L44 67H42V68H44V69L42 70V69H39V67H41V64H42V63H39V62H43ZM95 61H96V60H95ZM103 61H102V62H103ZM18 62H19V63H18ZM20 62H21V63H20ZM74 62H75L76 65H77V63H80V62H77V61H75V60H74ZM3 63H4V64H3ZM11 63H13V62H11ZM54 63H55V60H54ZM104 63H105V62H104ZM106 63H108V65H110V66H114V67H115V68H114V67H110V69H111V68H114V69H115L114 71H115V72L117 71V67H118V65L116 66V65H114V64H111V63H113V62L110 63L109 61H108V62L106 61ZM0 64H1V63H0ZM67 64H68V63H67ZM70 64H72V63L70 62ZM39 65H40V66H39ZM65 65H66V64H65ZM3 66H2V67H3ZM5 66H4V67H5ZM36 66H39V67H38V68H34V67H36ZM55 66H58V65L55 64ZM4 67H3V68H4ZM78 67H79V66H78ZM33 68H34L35 70H34ZM63 68H64V67H63ZM73 68H75V65H74ZM79 68H80V67H79ZM119 68L121 69V66H120ZM119 68H118V70H119ZM0 69H1V68H0ZM4 69H5V68H4ZM11 69H12L13 71H16V72H12V71H10ZM37 69L40 71L39 74H41V73L44 74V73L47 72V73L44 74V75H45V76L48 75V76H49V79H48V76L44 77V75H41V78H40V75H39V77H38V71L36 72ZM47 69H48V70H47ZM54 69H55V70H54ZM57 69H58V68H57ZM52 70H54V71L52 72ZM76 70L78 71L77 67H76V69L74 70V72H77ZM57 71H58L59 73H58ZM79 71H80V70H79ZM112 71H113V70H112ZM119 71H120V70H119ZM9 72H10V73H9ZM35 72H36L37 74H36ZM115 72H114V73H115ZM7 73H9V74L7 75ZM12 73H13V74H12ZM17 73H18V74H17ZM31 73H32V74L34 73V76H36L37 78H39V79H38L39 81H38L37 79H36V80L34 79V78H36V77H31V76H33V75H31ZM52 73H55V75H53ZM56 73H57V74H56ZM77 73L79 74V72H77ZM118 73H119V72H118ZM120 73H121V72H120ZM35 74H36V75H35ZM51 74H52L53 76H51ZM65 74L68 75V76H66ZM69 74H70V75H69ZM73 74H74V73H73ZM57 75H58V76H57ZM61 75H64V76L61 77ZM55 76H56V77H55ZM59 76L61 77V79L63 78L64 81H63V80L60 81L59 79L56 80L57 77L60 78ZM65 76H66V77H65ZM69 76H70V77H69ZM73 76H75V75H73ZM77 76H78V75H77ZM3 77H4V78H3ZM20 77H21V78H20ZM42 77H44V78L42 79ZM54 77H55V78H54ZM78 77H80V74H79ZM33 79H34V81H35V84H34ZM47 79H48L49 82L47 81ZM51 79H52V80H51ZM71 79H72V78H70V83H68V84H67V83H64V85H66V86L68 85V86H69V84H71L72 80H73V83H74V80H75V82H76V84H77V81H76V79H75L74 77H73L72 80H71ZM79 79H80V78H79ZM20 80H21V81H20ZM29 80H31V83H32V81H33V83H32L33 85L30 83ZM50 80H51V81H50ZM8 81H9V82H8ZM23 81H24V82H23ZM36 81H38V84L36 83ZM46 81H47V82H46ZM57 81H59V83H60L59 86H58ZM28 82H29L30 84H29ZM40 82H41V83H40ZM45 82H46V83H45ZM51 82L56 83V84H53V83H51ZM22 83H24V84L26 85V86L24 85V87H26L27 89H28V88H31V89H33V91L30 90V89L27 90L26 88H24V92H23V87H22V90H21V88H20V89H19V88H16L17 85H21V86H23ZM42 83H43V84H42ZM49 83H51L52 86H51ZM28 84H29V85H28ZM46 84H47V85H46ZM27 85H28V87H27ZM36 85H37L39 88H38ZM39 85L41 86V88H40ZM48 85H50V86H48ZM53 85H54V86H53ZM72 85H73V84H72ZM30 86H31V87H30ZM33 86L36 87L35 90H34ZM42 86H43V88L45 89V90L43 89V91L41 90V89H42ZM45 86H46V88H45ZM60 86H62V87H60ZM17 87H18V86H17ZM50 87H51V88H50ZM55 87H57V89H56ZM59 87H60V88H59ZM14 88H15V89H14ZM58 88L60 89V91L58 90ZM65 88H66V87H65ZM67 88H68V87H67ZM18 89H19V90H18ZM46 89H47V90H46ZM54 89H56V90H54ZM25 90H27V91H25ZM29 90H30L31 92H30ZM39 90H40V91H39ZM17 91H18V92H17ZM34 91H35L36 93H33L32 96H31V98L34 96V97L32 98L33 100H32V99H29V98H30L29 96H30L31 93L34 92ZM19 92H20V93H19ZM25 92H26V93H25ZM28 92H30V93H28ZM40 92H41V93H44V95L39 94ZM50 92H51V91H50ZM52 93H51V94H52ZM26 94H27V97H28V98H26ZM48 94H50V93L48 92ZM262 94H264V92H263ZM12 96H13V97L15 96L16 98H15V97H14V98L17 100L16 102H17V103L19 102L18 104L21 103L22 105H21V106H20V105L17 106L18 104L14 101L15 99H14ZM18 96H19V95H18ZM47 96H48V95H47ZM260 96L263 97V99H264V96H262V95H260ZM5 97H6V98H5ZM8 97L10 98V100H6V99H9ZM11 97H12V98H11ZM255 97H256V96H255ZM261 97L254 98V96H253L254 99L252 98L251 101L254 103V100H255V99H259V98L261 99ZM22 98H23V99H22ZM24 98H26V100H24ZM4 99L8 102V105H6L7 102L4 101ZM19 99H22L21 102H20ZM260 99L257 100L256 103H258V101H260ZM18 100H19V101H18ZM41 100H42V101H41ZM261 100H262V99H261ZM11 101H12L13 104L11 103ZM44 101H45V99H44ZM4 102H5V103H4ZM9 102H10V104H9ZM14 102H15V104H14ZM37 102H39V103H37ZM24 103H25V102H24ZM256 103L253 105V104L250 102V105L252 104V107H253V106L258 107V104H259V103H258V104H256ZM262 103H263V102H262ZM262 103H261V101H260V104H259V105H261ZM16 104H17V105H16ZM26 104H27V102H26ZM31 104H32V103H31ZM28 105H30V104H27V106H28ZM43 105H44V106H43ZM256 105H257V106H256ZM13 106L19 108V109H18L19 112L17 111V108L15 109ZM41 106H42V107H41ZM261 106L264 108L263 105H261ZM25 107H26V106H25ZM43 107H44V108H43ZM51 107H52V106H51ZM252 107H251V108H252ZM255 107H254V108H255ZM262 107H260V109L264 110ZM28 108H29V107H28ZM144 108H145V107H144ZM251 108H248V109L242 110L243 112H242L241 115H239L240 112H239L238 109H237V112H238L237 114H238V115L236 114V116H238V118L235 116V117L237 118V120H238V119H242V117L245 118V115H243V114H245L244 112H247L248 110L251 111V114H252V112H253L252 110H254V108H252V109H251ZM3 109L5 110L6 108H3ZM41 109H42V111H41ZM45 109H46V110H45ZM4 110H3V111H4ZM23 110H22V111H23ZM141 110H143V109H142V108L140 109V113H141L140 115L143 114V115L145 116V119H146V117L150 116V113L148 114V116L145 115L146 113H148V112H147V109H144V110L146 111V113L144 112V110H143L144 113H143ZM246 110H247V111H246ZM257 110H258V109H257ZM249 111H248L247 114H246L247 116H248ZM14 112H15V115L13 114ZM16 112H17V114H16ZM263 112H264V111H263ZM31 113H29V114H31ZM18 114H19V115H18ZM253 114H254V113H253ZM253 114H252V115H253ZM257 114H260V113H257ZM257 114H254V115H257ZM261 114H262V113H261ZM261 114H260V116H262V118H260L259 115L256 116L257 119H258V116H259V118H260V119H258L259 121H260V120L263 121V119H264V118H263V115H261ZM17 115H18V116H17ZM252 115H251V116H252ZM6 116H9V117H8L9 119H6V118H7ZM11 116H12V117H11ZM27 116L29 117L28 114H27ZM144 116H143V118H144ZM241 116H242V117H241ZM4 117H3V119H4ZM10 117H11V118H10ZM15 117H16V118L19 117V118L17 119V120H19V121H17V120L15 119V120L17 121V122H15V120H14ZM28 117H27V118H28ZM30 117H31V116H30ZM239 117H240V118H239ZM252 117H253V116H252ZM252 117H251V118H252ZM20 118H21V120H20ZM32 118H34V120H35L36 122H35L33 119H29V123H30V120H33V121L31 122V124L34 125V126L31 127L32 125H31V124H28V122L26 121L27 126L25 125V127H24V125H22L21 127H22V128H26V127H27V128L23 130V129L20 127V129H19V130L21 131V135L18 134V133H20L19 131H17V132L15 133V134H17L15 137H18V138L13 139V138H15V137H13V136H12L13 138H11V139H10V137H9V138H8V137L6 138V136L2 135L3 133L0 132V141H1L2 138H4V139H6V141H9L14 147L18 148L17 146L21 145V144L23 143V139H25V140H24V143H23V145H22V146L24 147V148H23V147H22V148L25 149V148H26V147H25V145H26L25 143L27 142V140H28L29 138H31L30 136L27 137V135H32V137L40 136V135H41V134H40L41 131H39L40 123L37 122V118L39 119L38 121L41 122L39 116H38L36 119H35V117H33V116H32ZM140 118H142V116H141ZM143 118H142V119H143ZM148 118L151 119L150 117H148ZM244 118H243V121H244L247 117H246L245 119H244ZM251 118L249 117L248 119H250V121L247 119L248 121L246 120L247 122L244 121V123L241 122V121L239 120L240 123H242V125L244 124L243 128H244V127L247 128L248 124L251 123V120H252V123H253V121H255V120L258 121L257 119L254 120V119H253L254 117H253L252 119H251ZM10 119H11V120H10ZM12 119H13V122H12ZM137 119H138V118H137ZM149 119H146V121H147V120L150 121ZM143 120H144V119H143ZM143 120H141V122H142ZM237 120H234V123H236ZM146 121H145V122H146ZM148 121H147V124H148ZM239 121H238L235 125L239 124ZM256 121H255V123H256ZM259 121H258V123H257V126H258V124H259V125L261 124V123H259ZM261 121H260V122H261ZM6 122H7V123H6ZM11 122L14 123V125H16V127L19 125V124H17V123H20V125H19L18 128H16L15 126H12L13 124H11ZM21 122H22V123H21ZM33 122H35V124H36V123H37V124L35 125V124H33ZM145 122L143 121V124H145ZM249 122H250V123H249ZM246 123H248V124H246ZM252 123H251V124H252ZM255 123H253L252 125L250 124L251 127H252L253 125H255V126H253V127H256V124H255ZM263 123H264V122H263ZM38 124H39V125H38ZM28 125H29V126H28ZM262 125H263V124H261L260 126H262ZM37 126H38V127H37ZM233 126H234V125H233ZM237 126H238V125H237ZM237 126H236V129H237L236 132L242 134V132H244L245 130H243V128H238L239 126H238V127H237ZM34 127H35V128H34ZM240 127H241V125H240ZM248 127H249V126H248ZM262 127H263V126H262ZM7 128H8V127H7ZM28 128H29V129H28ZM33 128H34V129H33ZM234 128H235V126L233 127V129H234ZM256 128H257V127H256ZM10 129H11V128H10ZM36 129H38V130H36ZM239 129H241L242 131H241V132L238 131ZM244 129H245V128H244ZM251 129H252V128H251ZM258 129H260L259 126H258ZM258 129H257V130H258ZM25 130H28V131H25ZM32 130H34V131H32ZM247 130H248V128H247ZM263 130H264V129H263ZM11 131H12V130H11ZM31 131H32V133H33V132H34V133L32 134ZM37 131H38V132H37ZM234 131H235V130H234ZM254 131H256V130L254 129ZM254 131H253V132H254ZM13 132H15V131H13ZM28 132H30L31 134L28 133ZM250 132H251V131H250ZM250 132L248 131V132H245V133H246V134H248V133L250 134ZM23 133H24V134H23ZM36 133H39V135L36 134ZM238 133H236V135L239 136ZM245 133L242 134V136L246 138ZM256 133H257V132H256ZM261 133H263V132H261ZM15 134H14V135H15ZM22 134H23L24 136L27 134L26 137H27L28 139H27L26 137L24 138V136L22 137ZM249 134H248L247 136H251V134H250V135H249ZM253 134H254V133H252V135H253ZM1 135H2V136H1ZM234 135H235V134H234ZM255 135H256V134H255ZM255 135H253L255 138H259L257 135H256V136H255ZM258 135H260V134H258ZM238 136H237V137H238ZM242 136H241V137H242ZM253 136L250 137V138H251V141H252V137H253ZM263 136H264V133H263ZM263 136L261 135V137L259 138L260 140L258 141V139H257V141H255V143H254V140H256V139L253 138V139H254V140L252 141L253 143H251V141H250V142H249L250 144L247 145V148H249L250 145H253V144L255 145V144H257V143H260L261 140L263 141V139H262V138H264ZM243 137H242V138H243ZM19 138H20V139H19ZM22 138H23V139H22ZM245 138H244V139H245ZM248 138H249V137H248ZM248 138H247V140L249 141L250 139H248ZM12 139H13V140H12ZM17 139L19 140V143H21V142H22V143L19 144ZM26 139H27V140H26ZM31 139H32V138H31ZM244 139H243V140H244ZM15 140H16L17 142H16ZM20 140H21V142H20ZM236 140H237V139H236ZM238 140L242 142V139L240 140L239 137H238ZM238 140H237V141H238ZM13 141H14V142H13ZM28 141H29V140H28ZM29 142H30V141H29ZM241 142H240V144H241ZM244 142H245V141H244ZM256 142H257V143H256ZM263 142H264V141H263ZM13 143H17V144H19V145L16 144V146H15V144H13ZM24 144H25V145H24ZM27 144H29V143H27ZM246 144H247V143H246ZM262 144H263V143H262ZM262 144L260 143V144H258V146L260 145V147H261V146H263ZM236 145L239 146V144H237V143H236ZM236 145H235V148H236ZM244 145H245V144H244ZM26 146H27V148L29 147V150L32 151V146H31V145H29V146L26 145ZM241 146H242V144H241ZM248 146H249V147H248ZM244 147H245V146H244ZM260 147H259V148H260ZM19 148H21V147L19 146ZM19 148H18V150H20ZM219 148H220V147H219ZM237 148H239V147H237ZM237 148H236V149H237ZM242 148H243V147H242ZM254 148L257 149L258 147H255V146H254ZM254 148H253V149H254ZM250 149H251V148H250ZM253 149L250 150V152L253 151ZM256 149H254V151H255ZM263 149H264V146H263ZM29 150L25 149L24 151H26V153H24V154L26 155L27 153L31 152V151H29ZM36 150H37V149H36ZM36 150H34V151L36 152ZM220 150H222V149H220ZM237 150H238V149H237ZM248 150H249V149H248ZM259 150H260V149H259ZM259 150H258V151H259ZM27 151H28V152H27ZM37 151H40V150H37ZM216 151H219V150H216ZM238 151H239V150H238ZM246 151H247L246 149H245V151H242V150H241V152H246ZM20 152L22 153L23 151H19V153H20ZM247 152H248V151H247ZM247 152H246V153H247ZM250 152H249V153H250ZM37 153H38V152H37ZM41 153H42V151H41ZM167 153H168V152H167ZM214 153H215L216 155H215ZM214 153H213V154L217 157V153H218V152H217V153L214 152ZM249 153H248V154H249ZM257 153H258V152H257ZM259 153H260V151H259ZM263 153H264V152H263ZM221 154H223V153H221ZM221 154L219 155V153H218V156H222ZM235 154H236V153H235ZM237 154H238V153H237ZM240 154H241V153H240ZM243 154H244V153H243ZM248 154H247L246 158H247V157L249 158L250 155L248 156ZM251 154H252V156H253V153H252V152H251ZM254 154H255V153H254ZM21 155H22V159H24L23 156H25V155H23V154H21ZM21 155H19V156H21ZM36 155H37V154H36ZM38 155H39V154H38ZM42 155H43V153H42ZM42 155H39V156H42ZM258 155H259V154H258ZM215 156H212V157L214 158L213 160H215V158H216ZM237 156H239V154H238ZM241 156H242V155H240V157H241ZM243 156H245V155H243ZM252 156H250V158H254V157H255V155H254V157H252ZM259 156H260V155H259ZM262 156H264V155L262 154ZM44 157H45V156H44ZM44 157H43V158H44ZM222 157H224V156H222ZM260 157H261V156H260ZM18 158H20V157H18ZM46 158H47V157H46ZM150 158H151V157H150ZM150 158H149V160H147V162H148V165H147V163H146L147 167L152 166V164L149 165V164L151 163V162H150V160H151ZM237 158H238V157H237ZM261 158H262V160H260V162H258V160H259L260 158L257 159V156H256V158L253 159V161H255V159H257L256 163H257V162H258V163H261V165H259L260 167L263 166V165H262V161H263V158H264V157H261ZM39 159L42 160V158H39ZM154 159H155V158H152V160H154ZM217 159H218V157H217ZM217 159H216V160H217ZM223 159H224V158H223ZM241 159H242V160H246V159H243V158H241ZM45 160H46V159H45ZM47 160H48V159H47ZM152 160H151V161H152ZM157 160H161V158H160V159L157 158L156 161H157ZM219 160L221 161L222 159L219 158ZM248 160H249V159H248ZM43 161H44V159H43ZM156 161L154 160V161H153V164L156 165L155 167H156V171H157V168H159V167H157V165L160 164V163H163V162H162V161H161V162L159 161V163L157 162L158 164H156V163H155ZM217 161H218V160H217ZM220 161H219V162H220ZM251 161H252L251 159H250V161H247V162L245 161V162H244V165H245V164H248V163L250 164ZM253 161H252V163H254ZM149 162H150V163H149ZM219 162H218V163H219ZM237 163H238V162H237ZM256 163H254V164H256ZM254 164H251V165H254ZM263 164H264V163H263ZM146 165H144V166H146ZM160 165H162V164H160ZM239 165H240V164H239ZM241 165H242V164H241ZM246 166H247V165H246ZM255 166H257V164H256ZM147 167H146V168H147ZM243 167H244V166H243ZM243 167H242V168H243ZM260 167H259V168H260ZM149 168L152 169V168H154V167L152 166V167H149ZM163 168H164V167H163ZM238 168H239V167H238ZM245 168H246V167H245ZM249 168H250V165H249ZM255 168H256V167H255ZM159 169H162V168L160 167ZM164 169H167V167H165ZM252 169H253V168H252ZM240 170H241V169H240ZM257 170H258V169H257ZM263 170H264V169H263ZM145 171H147V170H145ZM152 171H155V169L152 170ZM253 171H254V170H253ZM253 171H251V172H253ZM255 171H256V169H255ZM149 172H150V171H149ZM149 172H146V173H149ZM242 172H243V171H242ZM251 172H249L248 175H249ZM257 172H260V171H257ZM261 172H262V171H261ZM261 172H260V176L262 177L264 173L261 174ZM77 173H78V175H79V172H77ZM77 173H75V174H77ZM150 173H151V172H150ZM239 173H240V172H239ZM244 173H246V172H244ZM244 173H242V174H244ZM253 173H255V172H253ZM80 174H81V173H80ZM242 174H241V175H242ZM246 174H247V173H246ZM246 174H245V175H246ZM258 174H259V173H258ZM41 175H42V173H41ZM245 175H244V176H245ZM248 175H246V177H247ZM253 175H254V174H253ZM253 175H252V176H253ZM255 175L257 176V173H256ZM252 176H251V177H252ZM37 177H38V176H37ZM239 177H240V176H239ZM241 177H242V176H241ZM248 177H249V176H248ZM248 177H247V178H248ZM251 177H250V178H251ZM257 177H258V176H257ZM76 178H77V175H76L75 179H76ZM171 178H172V177H171ZM252 178H253V177H252ZM252 178H251V179H252ZM263 178H264V176H263ZM78 179H79V178H77V180H78ZM174 179H175V176H174ZM174 179H173V180H174ZM177 179H178V178H177ZM244 179H245V178H244ZM259 179H260V178H259ZM261 179H262V178H261ZM36 180H38V179H36ZM93 180H95L94 182H93V181H92V182H93L96 186H97V185H100V183H99V182H101L100 179H98V178H96V177H93ZM169 180H170V179H169ZM241 180H242V179L240 178V181H238V183H239V182L241 183V182H242ZM246 180H247V179H246ZM252 180H253V179H252ZM252 180H251V181H252ZM257 180H258V179H257ZM38 181H39V183H38ZM38 181H37L36 183L39 184L38 186H41L40 182H42V180H41V181L38 180ZM75 181H76V180H75ZM78 181H79V180H78ZM81 181H82V179H81ZM81 181H79V182H81ZM148 181H150V183H148ZM148 181L144 184V185L147 186V188H146V192H149L150 190H152L151 187H153V182H152L151 180H148ZM177 181H178V180H175V181H167V183H169V184L171 183V184H174V185L176 184V186H178V185H177ZM243 181H245V180H243ZM248 181H249V180H248ZM254 181H256V179H254ZM258 181H259V180H258ZM263 181H264V179H263ZM263 181L261 180V182H263ZM82 182H83V181H82ZM151 182H152V183H151ZM261 182H259V183H261ZM85 183H86V182H85ZM85 183H82V184H85ZM98 183H99V184H98ZM167 183H166V185H167ZM242 183H243V182H242ZM242 183L239 184V186H240V185L242 186V185H243ZM248 183H249V182H248ZM248 183H247V184L245 183V184L248 186ZM251 183H252V182H251ZM253 183L255 184V187H254V186H253L254 188L252 187L253 190H248V191H247L246 188L249 189L250 187H249V188H248V187H246V188H244V187L242 188V187H241L242 190L240 189V191H241L240 193H241L243 196H241V198H240L239 200L235 201V204H236V205H239V203L241 202V200H242V204H243V205H245V204L248 205V204L251 203V202L253 203V200L257 199L259 193H260L261 191L264 190V183H263V186H259L260 188H259L258 190H257V187H256V186H258V185H260V184H259L258 182H256V183H258V185H257L255 182H253ZM50 184H51V183H50ZM50 184H48V185L46 184V187H45V183H44V185H43V186H44V187H43V190H44V189L47 190V189H48L47 186L49 187ZM67 184H68V183H67ZM69 184H70V183H69ZM74 184H76V185L78 186V183H77V182H75ZM91 184H92V183H91ZM169 184H168V187L170 186ZM245 184H244V185H245ZM254 184H253V185H254ZM261 184H262V183H261ZM51 185H52V184H51ZM71 185H72V184H71ZM71 185H70V186H71ZM80 185H81V184H79V186H80ZM86 185H88V184L86 183L85 186L83 185V188H84V187H85V188H84L83 190L81 189L82 192H83L84 190H86V192H87ZM174 185H173V186H174ZM244 185H243V186H244ZM249 185H250V183H249ZM60 186H61V185H60ZM62 186H63V185H62ZM70 186H68V187H70ZM74 186H75V185H74ZM81 186H82V185H81ZM89 186L94 187V185H90V183H89ZM89 186H88V188H89V189H90V188L92 189V187H89ZM112 186H114V185H111V187H112ZM146 186H144L143 189H145ZM171 186H172V185H171ZM171 186H170V188L173 187V186H172V187H171ZM176 186H175V187H176ZM250 186H251V185H250ZM36 187H37V186H36ZM41 187H42V186H41ZM53 187H54V188H53ZM53 187H52V188L55 189V185H53ZM56 187H58V185H57ZM63 187H64L63 189H62L61 187H60V189L64 190L65 188H67V186H66V187L63 186ZM75 187H76V186H75ZM118 187H120V186H118ZM122 187H124V186H122ZM175 187H174V188H175ZM29 188H30V187H29ZM31 188H32V189L34 188V191H35V192H36V190L38 191V189L35 190V187H31ZM31 188H30V189H31ZM50 188H51V187H49V190H50ZM70 188H71V190L68 189L67 191H72V190H74L75 192H78L77 189H73V185H72V187H70ZM78 188H79V187H78ZM113 188H115V191L117 190L115 186H114ZM125 188H126V187H125ZM148 188H149V190H148ZM150 188H151V189H150ZM174 188H173V189H174ZM252 188H251V189H252ZM255 188H256V189H255ZM56 189H59V187L56 188ZM60 189H59V190H60ZM79 189H80V188H79ZM118 189H121V187L118 188ZM244 189L246 190V192H245ZM76 190H77V191H76ZM112 190H113V189H112ZM128 190H129V189H121V190H118V192H119V191H122V192H124L125 194H127V195H125V197L128 196V198L126 197L127 199H130V198L132 199V198L134 197L135 194L133 195V197H130L132 194L129 195V194H130V193H129L130 191H128ZM147 190H148V191H147ZM254 190H256V191H254ZM34 191H33V192H34ZM39 191H40V189H39ZM39 191H38V192H39ZM47 191H48V190H47ZM50 191L52 192V189H51ZM64 191H66V189H65ZM64 191H61V190H60V191H59V194L62 193V192H64ZM67 191H66V192H67ZM74 191H73V192H74ZM79 191H80V190H79ZM88 191H89V190H88ZM144 191H145V190H144ZM242 191H243V192H242ZM40 192H41V191H40ZM40 192H39V193H40ZM44 192H45V191H44ZM44 192L42 191L41 194H43ZM51 192L49 193V191H48L49 195L51 194ZM57 192H58V190H57ZM57 192H56V190H55L54 193L56 194ZM75 192H74V193H75ZM82 192H81V193L78 192V194H79V193L82 194ZM84 192H85V191H84ZM116 192H117V191H116ZM116 192H115V194H116ZM146 192H145V193L141 192V193H143V194L140 195V196H137V195H136L135 199L137 200V202H138V201H140V202H143V201H144V203H145L146 201L151 200V199H149L148 197H146V196H148V193H146ZM29 193H30V192H27L28 195H29ZM31 193H32V192H31ZM36 193H37V192H36ZM36 193H35V194H36ZM52 193H53V192H52ZM64 193H65V192H64ZM64 193H63V194H64ZM68 193H69V195L73 194V193H71V192H67V194H68ZM70 193H71V194H70ZM89 193H90V192H89ZM128 193H129V194H128ZM131 193H132V192H131ZM141 193H138V195L141 194ZM262 193H263V192H262ZM37 194H38V193H37ZM46 194H47V193H46ZM57 194H58V193H57ZM78 194H77V195H76V194H75V195L73 194V196H75V198H76L77 196H80V197H81V195H80V194L78 195ZM115 194L113 193L114 196H116ZM117 194H118V193H117ZM144 194H145V195H144ZM47 195H48V194H47ZM52 195H53V194H52ZM64 195L66 196V193H65ZM69 195H67V197H68ZM82 195H83V194H82ZM84 195H85V193H84ZM86 195H87V194H86ZM86 195H85V196H86ZM121 195H122V193H121ZM121 195L119 196V198L122 197ZM143 195H144L145 197H143ZM32 196H33V195H32ZM38 196H39V194H38ZM43 196H44V199H42ZM43 196L41 195V199H40V200H46V198H45L46 195L44 194ZM50 196H51V195H50ZM54 196H56V195H54ZM59 196H60V195H59ZM73 196H72V197H73ZM91 196H92V195H91ZM91 196H90V197H91ZM111 196H112V195H111ZM117 196H118V195H117ZM117 196H116V197H117ZM29 197H30V196H29ZM48 197H49V196H48ZM62 197H63V196H62ZM80 197H77V201H78V198H79V202H80V199L83 198L84 196L81 197V198H80ZM123 197H124V196H123ZM142 197H143V198H142ZM31 198H33V197H31ZM31 198H30V201H31V202L34 201V200H32ZM34 198H36V197H34ZM37 198H38V197H37ZM53 198H54V197H52L51 200H54L55 198L57 199V197H55L54 199H53ZM87 198H88V197H87ZM87 198H85V199L87 200ZM258 198H259V197H258ZM260 198H261V197H260ZM260 198H259V199H260ZM263 198H264V197H263ZM48 199H49V198H48ZM48 199L46 200V201H47L46 205L48 204ZM62 199H63V198H62ZM62 199H61V200H62ZM64 199H65V197H64ZM68 199H73V198H71V196H70V198L68 197ZM89 199H90V198H89ZM122 199H123V198H122ZM133 199H134V198H133ZM234 199H235V198H233V200H234ZM35 200H36V199H35ZM40 200H39V198H38V200H36L37 202H33V203L36 204V207H37L36 209H37V211H39V215H40V217H41V218H40V217H37L38 219H39V218H40V219L43 218V215H42V214H43V213H42L43 211H42V209L46 206V205H43L46 201H45L43 204H42V202H41V204H42L44 207H43V208H39V207H40V202H39ZM51 200H50L49 202H52ZM61 200H60V199H59V201L57 200V204H58V202H59V204H60V201H61ZM66 200H67V199H66ZM66 200H65V202H66ZM73 200H74V199H73ZM75 200H76V199H75ZM75 200H74V201H75ZM81 200H82V199H81ZM90 200H91V199H90ZM102 200H103V199H102ZM102 200H101V202H103ZM106 200H108V199H106ZM109 200H110V199H109ZM109 200H108V201H109ZM118 200H121V198H120V199H117V201H118ZM262 200L264 201V199H262ZM69 201H70V200H67V202H69ZM77 201L75 202V204L78 203ZM111 201H114V199L111 200ZM111 201H109V202H111ZM122 201H123V200H121V202H122ZM125 201H126V200H125ZM130 201L133 202V200H130ZM130 201L128 202V204H129V203H130V204L132 203V202H130ZM259 201H260V200H259ZM54 202H55V201H54ZM54 202H52V203H54ZM61 202H62V204L64 203V205H66V203H65L63 200H62ZM70 202L73 203L72 200H71ZM81 202H82V201H81ZM85 202H86V204L83 202V203H82L83 205H82L81 207H85V205H88V204L90 203V201H85ZM101 202H100V203H101ZM105 202H106V201H105ZM105 202H104V203H105ZM121 202H120V203H121ZM126 202H127V201H126ZM126 202H125V203H126ZM137 202H135V203L133 202V203L136 205ZM148 202H149V203H146V204H148V205L150 204V208L152 207V208H151L152 210L157 206V205H155V204H154L155 207L151 205V204H153L154 201H153V202H152V201H151V202L148 201ZM260 202H261V201H260ZM33 203H32V205H35V204H33ZM52 203H51V204H52ZM72 203H71V204L69 203V204L72 205V206H74V204H72ZM93 203H94V204H97V202H93ZM104 203H103V204H104ZM107 203H108V202H107ZM114 203H115V202H114ZM117 203H119V202H117ZM120 203H119V204H120ZM133 203H132V204H133ZM252 203H251V204H252ZM1 204L3 205V203H1ZM51 204H49V205H51ZM54 204H55V203H54ZM54 204H53L52 206H55ZM80 204H81V203H80ZM80 204H79V206H80ZM84 204H85V205H84ZM109 204H110V203H109ZM111 204H112V203H111ZM115 204H116V203H115ZM138 204H140V203H138ZM142 204H143V203H142ZM142 204H141V205H142ZM146 204H143V205H146ZM49 205H48V207H49ZM64 205H62L63 207H62L61 205H56L57 207L60 206L59 208L62 209V210L60 209V211H61L62 213H63V212L65 213V211H66V210L64 211V208H66V209L68 208V205H67V207H65ZM89 205H90V204H89ZM99 205H101V204H99ZM99 205H98V206H99ZM106 205H107V204H106ZM120 205H121V204H120ZM120 205H119V206H120ZM126 205H127V203L124 204L122 207L120 206L121 209L119 208V209L121 210V213H120V212H119V213L122 214V216H123L124 214L127 213V211H125V209H126L127 207L130 206V205H129V206L127 205V207H126ZM141 205H140V207H141ZM143 205H142V206H143ZM52 206L49 207V208H47V210L49 209V211H50V208L52 209ZM103 206H104V205H103ZM159 206H160V208H159ZM231 206H232V205H231ZM240 206H241V205H240ZM2 207H3V206H2ZM41 207H42V206H41ZM108 207H109V206H108ZM115 207H116V206H115ZM115 207H112V208H115ZM124 207H126V208H124ZM130 207L132 208V210H135V212H136V209H134L135 207H133V206H130ZM130 207H129V208H130ZM140 207H139V208H140ZM144 207H145V206H144ZM144 207H143V208H144ZM153 207H154V208H153ZM161 207H162V206L158 204V207H157V208L161 209ZM0 208H1V207H0ZM34 208H35V207H34ZM45 208H46V207H45ZM53 208H54V207H53ZM73 208H75V207H73ZM77 208H78V209H81V208H79V207H77ZM85 208H86V207H85ZM87 208H88V207H87ZM89 208H92V207L90 206ZM97 208H98V207H97ZM101 208H102V207H101ZM104 208H105V207H104ZM104 208H102V209L98 208V209H100V210L102 211ZM109 208H111V207H109ZM109 208H108V209H109ZM112 208H111V210H112ZM129 208H128V209H129ZM141 208H142V207H141ZM146 208L149 209L148 206L145 207L144 209H146ZM1 209H3V208H1ZM1 209H0V211L2 212ZM54 209H55V210H58V209H56V207H55ZM54 209H53V212H52V211H50V212H52V213L55 215V213H57V211H54ZM71 209H72V208H71ZM78 209H76V210H78ZM95 209H96V208H95ZM95 209H94V210H95ZM98 209H96L95 212H96ZM108 209H105V210L108 211ZM115 209H116V212H115ZM115 209H114L113 212L117 213V215H118V214H119V213L117 212L118 209H117V208H115ZM137 209H138V208H137ZM144 209H143V210H144ZM151 209H150V210H151ZM3 210H5V205H4V209H3ZM31 210H32V209H31ZM33 210H34V209H33ZM33 210H32V211H33ZM44 210H45V209H44ZM47 210H46V211H47ZM68 210H69V209H68ZM68 210H67V215H69ZM74 210H75V209H74ZM89 210H91V209H89ZM105 210H104V211H105ZM129 210H130V209H129ZM132 210H130V211H132ZM138 210H139V209H138ZM152 210H151V211H152ZM155 210H156V209H155ZM155 210H154V211H155ZM32 211H31V212H32ZM60 211H59V212H60ZM80 211H82V210H80ZM85 211H86V213H87V210H85ZM104 211H102V212H104ZM118 211H119V210H118ZM162 211H163V208H162L161 212H162ZM184 211L187 213V215H188V217H190V219H192V218L195 216L196 212H197L196 209L193 207V205H188V206H186L185 209H184ZM5 212H6V210H5ZM34 212H35V211H34ZM34 212H33V215H34ZM44 212H45V211H44ZM59 212L57 213L58 215L61 214V213H59ZM82 212H83V211H82ZM82 212H80V213L82 214ZM99 212H100V211H99ZM99 212H98V215L102 216L103 213L99 214ZM108 212H109V211H108ZM108 212H107V213H108ZM140 212H142V209L140 210ZM155 212H157V210H156ZM155 212H154V213H155ZM158 212H160V211H158ZM158 212H157V213H158ZM37 213H38V212H37ZM46 213H47V212H46ZM48 213H49V212H48ZM77 213H79V212H77ZM84 213H85V212H84ZM105 213H106V212H105ZM105 213H104V214H105ZM129 213H130V212H128V213L126 214V215L128 216V218L130 217L129 219L127 218V216H126V219H125V217L123 216L125 220L128 219V220H127L128 223H126L125 220H124V225H125V223H126L127 225L129 224V226H132L133 231L135 232V234H132V233H131V234H132L131 237L133 238V236L136 235V232H137L138 235H141V233H144L145 230H143V229H144L146 226L144 225L145 227H143V229H142V228H139V225H140V224L142 225V223L139 224L138 222H135L137 218L134 220V213H132L133 215H132L131 213H130V214H129ZM137 213L139 214V211H137ZM151 213H152V212H151ZM44 214H45V213H44ZM57 214H56L55 216H57ZM65 214H66V213H65ZM81 214H80V216H82ZM96 214H97V213H96ZM104 214H103V215H104ZM108 214H109V215H108L107 217H109V218L114 216V215H113V216H110V215H111L110 212H109ZM113 214H114V213H113ZM54 215H53V216H54ZM62 215L64 216V214H61V216H62ZM67 215H65V217H66ZM90 215H91V214H90ZM106 215H107V214H106ZM106 215H105V216H102V218L100 217V218H99V221H100V219L103 220V217L105 218ZM135 215H136V214H135ZM140 215L142 216L143 214L140 213ZM0 216H2V215L0 214ZM3 216H4V215H3ZM46 216H47V214H46ZM46 216L44 215V218L42 219V222H44L43 220L46 219ZM48 216H50V215H48ZM61 216L59 217V219L62 220V217H61ZM80 216H79V217H80ZM84 216L86 217V215L83 214V217H84ZM92 216H93V215H91V218H92ZM94 216H95V214H94ZM115 216H116V214H115ZM115 216H114V219H115ZM119 216H120V215H119ZM138 216H139V215H138ZM138 216H137V217H138ZM35 217H36V216H35ZM65 217H64V218H65ZM68 217H70L69 219H71L72 221L75 220L76 218H78V217H76V218L72 219L71 216H68ZM88 217H90V216L88 215ZM95 217H97V215H96ZM107 217H106L105 220L108 219ZM142 217L145 218V215H143ZM213 217H215V219H217V215H216V214H206V218H207V219H209V218L212 219ZM2 218H4V217H2ZM2 218H1V219H2ZM5 218H6V217H5ZM51 218H52V216H51ZM56 218H57V217H56ZM91 218H90V219H91ZM93 218H94V217H93ZM93 218H92V219H93ZM116 218H117V216H116ZM119 218H120V217H119ZM139 218H140V217H139ZM1 219H0V220H1ZM34 219H35V218H34ZM47 219H48V220H47ZM47 219H46L47 221L50 220L49 217H47ZM53 219H54V218H53ZM65 219H66V218H65ZM65 219H63V220H65ZM82 219H83V218H82ZM82 219L80 218V220H82ZM87 219H89V218H87ZM90 219L88 220L89 222H90ZM96 219L98 220V218H96ZM114 219L111 218L112 221H114ZM120 219H121V218H120ZM120 219H119V220H120ZM130 219L134 220L133 223L135 222V223H134L135 226L132 225L133 223L131 222L132 220H130ZM146 219H148V217L145 218V222H147V224H149L148 221H147ZM152 219H153V218H152ZM32 220H33V219H32ZM46 220H45V223H46ZM55 220L57 221V219H55ZM63 220L60 222V225L63 223ZM66 220H67V219H66ZM66 220H65V222H68V220H67V221H66ZM78 220H79V219H78ZM93 220H94V219H93ZM102 220H101V221H102ZM115 220H116V219H115ZM119 220L117 219L116 221L118 222ZM138 220H139V219H138ZM138 220H137V221H138ZM142 220H144V219H142ZM231 220L234 221L233 218H231ZM238 220H239V223L241 224V223H244V222L246 221V218H245L244 216H241ZM33 221H34V220H33ZM37 221H38V220H37ZM51 221H52V220H50L49 224H51ZM56 221H55V222H56ZM58 221H60V220H58ZM58 221H57L56 223H58ZM75 221H77V220H75ZM75 221H74V222H75ZM107 221H109V219H108ZM107 221H105V222H107ZM116 221H115V223H114L115 225H116ZM152 221H153V220H152ZM40 222H41V220H40ZM74 222H73V223H74ZM109 222H110V221H109ZM120 222H122V221H120ZM120 222H118V225H119ZM139 222H140V221H139ZM142 222H143V221H142ZM145 222H144V223H145ZM149 222H151V221L149 220ZM155 222H156V221H155ZM219 222H220V223H216V224H217L216 226H213V225L211 224V222L204 223V224H198V223H194V222H192V221H189L190 224H188V226H190V227H194V226L197 224V225L200 227L201 232H202L201 235H203V238H207V237H209V238L218 239V243H217L218 245L215 244V243H208V242H207V243H204V242L201 241V242L198 243L197 246L195 247V246L193 245L194 243H190V242L188 241L186 244H181V245H179L180 248H178V250L175 249L176 252L179 251V253L177 252L178 255H179V254H182V255H181L180 257H176V256H178V255H176V256H174V258H175V259H174L172 255H175V254H172V255H171V256H172V260H171L170 262H172L173 259H174V261H175V260L177 261V259H180V258H181V262H182V261L184 262L183 264H193V263H191V262H192V261H193V262H195V261L197 262V260H198V262H200V263H201V262L204 263V262H205L204 260H206V258H208V257L210 258V256L213 255L212 258L216 259L215 262H217V260H219V262H218V263H215V264H230V262H231V264H232L233 262H237V263H238V262H240V263L243 262L244 264H264V246H263L264 243L261 244V246H260L259 243H261V242H257L258 244H257V246H256L255 244H250L248 241L243 240L241 237H239V238H241L240 240H243V241H244L245 245L243 244V242L241 243L240 241H239L240 243L238 244V243L236 242V241H238V239L236 240V238H238V237L235 238V235H233V234H232V235H233L234 237L229 236V237H231V238L228 237L229 239L227 238L228 240L224 242V241H222V239L224 240V238H225V234H226V233L228 234V232L225 233V231H226V230H225V226H226V224H228V223L231 222V221H229V220H227V218H225V219H223L222 221H219ZM38 223H39V222H38ZM56 223H55V224H56ZM68 223H69V222H68ZM70 223H71V221H70ZM82 223H84V222H82ZM85 223H86V221H85ZM85 223H84V224H85ZM87 223H88V222H87ZM130 223H131V224H130ZM137 223H138V224H137ZM144 223H143V224H144ZM33 224H34V223H33ZM36 224H37V223H36ZM40 224H41V223H40ZM42 224H44V223H42ZM46 224H47V227H46V228H48V223H46ZM46 224H45V226H46ZM52 224H53V223H52ZM75 224H77V223H75ZM80 224H81V223H80ZM94 224L96 225V224H98V222H97V223H94ZM94 224H93V225H94ZM107 224H108V222H107ZM109 224H112V223H109ZM114 224H113V225H114ZM136 224H137V225H136ZM147 224H146V225H147ZM37 225H38V224H37ZM58 225H59V223H58ZM58 225L56 224V227L59 228ZM69 225H70V224H69ZM87 225H88V224H87ZM87 225H85V226H87ZM93 225H92V226H93ZM99 225H101V223H100ZM113 225H112V226H113ZM118 225H117V227H118ZM120 225H121V224H120ZM122 225H123V223H122ZM122 225H121V226H122ZM127 225H126V226H127ZM40 226H41V225H40ZM45 226H44V225H43V227H39V226H38V228H42V229H43ZM53 226H54V225H53ZM74 226H75V225H74ZM76 226H77V225H76ZM79 226H80V225H79ZM79 226H78V228L75 227V229L77 228V229L79 230V229H80ZM92 226H91V227H92ZM105 226H107V225L105 224ZM136 226H138V227H136ZM152 226H153V225L150 226L151 228H149V230H151V229L153 228ZM155 226H156V225H155ZM64 227H67L66 229H68V226H67V225L65 226V223H64ZM70 227H71V226H70ZM89 227H90V226H89ZM113 227H114V226H113ZM123 227H124V226H123ZM140 227H142V226H140ZM148 227H149V225H148ZM34 228H35V226H33V229H34ZM46 228H44V229H46ZM52 228H55V226L52 227ZM61 228L63 229V226H62V225H61ZM61 228H59V230H60ZM73 228H74V227H73ZM83 228H84V226H83ZM87 228H88V227H87ZM93 228H94V226L92 227V229H93ZM96 228H97V227H96ZM96 228H94L95 231L93 230V231L95 232V233L93 232L94 234H92V232H91V236H92V235H93V236H96V233H97L96 231H98V230L100 231V227H98L97 229H96ZM118 228H119V227H118ZM126 228H127V227H125V231L127 232ZM128 228H129V227H128ZM135 228L137 229V231H136ZM49 229H50V228H49ZM70 229H71V228H70ZM92 229H91V230H92ZM101 229H102V228H101ZM107 229H109V228H107ZM111 229H112V228H111ZM113 229H114V228H113ZM113 229H112V230H113ZM119 229H120V228H119ZM123 229H124V228H123ZM140 229H141L142 231H141ZM154 229H155V228H154ZM19 230H20V229H19ZM36 230H37V227H36V229H35V232H37ZM47 230H48V229H46V233L44 232V234H47ZM72 230H73V229H72ZM83 230H84V229H83ZM87 230H88V229H87ZM87 230H85V231H87ZM104 230H105V229H102L103 232H102V231H100V232L98 231L99 233L97 234V236H99L100 233H103V234H101V235H102V236L104 235V236L102 237V239H104L105 234H106V233H104ZM115 230H117V229H115ZM131 230H132V229L130 228V229H129V232H131ZM138 230H140L139 233H138ZM147 230H148V228H147ZM149 230H148L147 232H145L146 235H141V236H142L141 239H138V238H137V237H139L138 235H137V237L134 236V239H136V238L138 239V240H135V241H133L132 238H130V237H129L130 240H128L129 238H128L127 236H130V235H127V234H130V233H128V232L126 233V232H125V233H126L127 240H128V241H127V244H130V243H131L130 246H127V245H126V246H127L128 248H131V247H132V249L134 250V249H136V248H134V245H135V244L137 245V247H140V246H138V245H140V244H138V243H139V240H140V243L142 242V243H141L142 245H143V244L146 245L145 247H147L148 245H149V246L152 245V242H155L156 240H158V239H157L158 236H152L153 233H154L155 235H157V233L154 232V231H153V232H150V233L152 234V235L150 236V235H149L150 233L148 234ZM152 230H153V229H152ZM152 230H151V231H152ZM17 231H18V229H17ZM20 231H21V230H20ZM20 231H19V232H20ZM40 231H41V230H40ZM51 231H53V230H51V229L48 230V234L50 233L49 235H52V234L54 235V233H55V234L57 233V232H56L57 230L54 231V233H52ZM60 231H62V230H60ZM63 231H64V230H63ZM65 231H66V230H65ZM65 231H64L63 233H65V234H68V233H69L68 230H67L68 233L65 232ZM80 231H81V232H80ZM80 231H79V232L82 233V230H81V229H80ZM89 231H90V230H89ZM106 231L108 232V230H106ZM113 231H114V230H113ZM120 231H122V230H120ZM120 231H119V232H120ZM155 231H156V230H155ZM21 232H22V231H21ZM38 232H39V231H38ZM83 232H84V231H83ZM116 232H118V231H116ZM122 232H124V231H122ZM122 232H121V233H122ZM22 233H24V232H22ZM58 233H59V232H58ZM74 233H75V232H74ZM76 233H77V231H76ZM80 233H79V235H80ZM32 234H33L34 238L31 239V238L29 237V238L31 239V241L34 240V239H37V236H35L34 230H33V233H32ZM32 234L30 233L29 236L32 235ZM37 234H38V233H37ZM65 234H64L63 236H65ZM77 234H78V233H77ZM85 234H86V233H85ZM116 234H117V233H116ZM116 234H115V235H116ZM38 235H39V234H38ZM61 235H62V234H61ZM70 235H72V233L68 234V237H69ZM83 235H84V234H82L81 237H84ZM87 235H88V234H87ZM106 235H108V234H106ZM109 235L112 236L111 234H109ZM109 235H108V236H109ZM115 235H114V236H115ZM117 235H119V233H118ZM121 235H122V234H121ZM162 235H163V234H162ZM164 235H165V234H164ZM228 235H229V234H228ZM230 235H231V234H230ZM24 236H25V235H24ZM57 236H59V235L57 234ZM63 236H62V237H63ZM74 236H76V234H75ZM85 236H86V235H85ZM93 236H92V237H93ZM124 236H125V235H124ZM160 236H161V235H160ZM160 236H159V237H160ZM166 236H167V234H166ZM20 237H21V239H23V238H22L23 235L20 234ZM26 237H28L27 234H26ZM38 237H39V236H38ZM43 237H44V236H43ZM55 237H56V236H55ZM68 237H67V238H68ZM86 237H87V236H86ZM92 237H91V238H92ZM100 237H101V236H100ZM100 237H98V238H100ZM162 237H163V239H164L165 236H162ZM0 238H1V237H0ZM18 238H19V237H18ZM40 238L42 239V237H40ZM47 238H48V236L46 237V239H47ZM49 238H52V239H50V240H51L50 242H53L52 240H53L54 237H52V236L50 237V236H49ZM60 238H61V237H60ZM63 238H65V240H66V237H63ZM72 238H74V237L72 236L70 239L72 240ZM75 238H77L76 240H78V237H77V236H76ZM79 238H80V237H79ZM91 238H90V239H91ZM107 238H108V237H106V240H107ZM121 238H123V236L121 237V236L119 235V240H120ZM166 238L168 239V237H166ZM166 238H165V239H166ZM41 239H40V240H41ZM43 239H44V238H43ZM82 239H83V238H81V244L83 243V242H82V241H83ZM84 239H87V238L84 237ZM92 239H93V238H92ZM116 239L118 240V238H115V240L113 239V241H111V242H112V243H113L114 241H116V242H122V241H119V240L117 241ZM160 239H161V238H160ZM163 239H162V240H163ZM165 239H164V240H165ZM13 240H14V239H13ZM18 240H20V239H18ZM18 240H16V241H18ZM25 240H28V239L25 238ZM38 240H39V239H38ZM54 240H55V242L58 241L57 243H59V239H58V238H55ZM56 240H57V241H56ZM65 240H64V241H65ZM79 240H80V239H79ZM79 240H78V241H79ZM94 240H97V237H96V238L94 237ZM94 240H92V241H93V245H94ZM104 240H105V239H104ZM104 240H103V241H104ZM108 240H109V242H108ZM108 240L106 241L107 243L105 244L106 246H108L107 249H108V248H111V247L113 246V244H112L111 246H109V245L111 244L110 240H112V238H110V239L108 238ZM122 240H123V239H122ZM162 240H161V241H162ZM219 240H220L221 242H220ZM225 240H226V239H225ZM230 240L233 241V242L231 243ZM10 241H11V240H10ZM14 241H15V240H14ZM28 241H30V240H28ZM36 241H37V240H36ZM36 241L34 240L33 242H36ZM44 241L47 242V245H46V243H44V245H45V247H47V248H46V249H47L46 251H48V253L46 252L47 255H46V254H43L44 256H45V255H46V257L48 256V259H49L51 255H52L51 258L54 256V254L59 255L58 252H60V251H59L58 248H57L58 251H57L56 253H51V254H49V251H50L51 248L56 249L55 247H52V246H53L52 244L55 243V242H53L52 244H49V243H48L49 240H44ZM62 241H63V240H62ZM62 241H60V243H62V244L65 246L66 244H64ZM67 241H68V240H67ZM67 241H65V242L67 243ZM84 241H85V240H84ZM87 241H88V240H87ZM87 241L85 242V245H86ZM90 241H91V240H90ZM98 241L101 242V239H100V240L98 239ZM103 241H102V242H103ZM124 241H125V242H122V243H123L122 245H121V243H120V245H119V243H117V244H118L119 246L123 247V246L125 245L124 243H126V238H124ZM228 241L230 242V243H229V246L231 245L230 247L228 246V244H225V243L228 242ZM12 242H13V241H12ZM12 242H11V243H12ZM19 242H20V241H19ZM19 242H18V243H19ZM21 242L23 243V242H25V241L21 240ZM75 242H76V241H75ZM79 242H80V241H79ZM100 242H99V243H100ZM102 242L99 244V243L96 241V243H98V244H96V245H97V246H98V245L100 246V245L102 244ZM116 242L114 243L115 249H116V246H117V248H118V245H116ZM132 242L135 243V244L133 245ZM219 242H220V245H219ZM246 242L249 243V245H247ZM252 242H255V241H251V243H252ZM18 243H15V244H18ZM29 243H30V242H29ZM31 243H32V242H31ZM31 243H30V245H33V246L36 244L35 248H33V249H35V250H36V248H41V247L44 246V245H43V246L37 247V246H38L37 243H35V244H34V243L31 244ZM38 243H40V242H38ZM41 243H42V240H41ZM60 243H59L58 245H61ZM69 243H70V242H69ZM77 243H78V242H77ZM88 243H89V241H88ZM104 243H105V242H104ZM104 243H103V245H104ZM108 243H110V244H108ZM24 244H25V243H24ZM27 244H28V243H27ZM27 244L22 245V248H24L23 246H25L26 248H28L29 245L26 246ZM55 244H56V243H55ZM81 244H79V247H77V248L80 249V245H81ZM83 244H84V243H83ZM83 244H82V245H83ZM10 245H11V244H10ZM18 245H19V244H18ZM50 245H52V246L50 247ZM58 245L56 244L55 246H58ZM77 245H78V244H77ZM82 245H81V246H82ZM88 245H90L91 247H94V248H95V249H94V250H95L94 253H97L96 250L98 251V249H101V248L103 249V248H104L103 246H102V247L100 246V248L97 249V248H96L97 246L95 247V246H93L91 243L88 244ZM88 245H86V246H88ZM105 245H104V246H105ZM136 245H135V247H136ZM154 245H155V243L153 244V246H154ZM226 245H227V246H226ZM15 246H16V245H14V247H15ZM61 246H62V245H61ZM64 246H62V247H60V248L64 249V248H63ZM67 246H68V244H67ZM70 246H71V245H70ZM72 246H73V244H72ZM90 246H89V247H90ZM114 246H113V247H114ZM221 246H223L225 249L223 250V248H221ZM258 246H259V247H258ZM19 247H20V246H19ZM45 247H44V248H45ZM58 247H59V246H58ZM65 247H66V246H65ZM83 247H84V246H83ZM91 247H90V248H91ZM121 247H120V248H121ZM127 247H126V248L123 247V248H124V251H125V249H127ZM143 247H144V246H143ZM151 247H152V246H151ZM154 247H155V246H154ZM198 247H199V248H198ZM228 247H229V248H228ZM15 248H16V247H15ZM17 248H18V246H17ZM20 248H21V247H20ZM20 248H18V249H20ZM22 248H21V249H22ZM26 248H25V249H26ZM44 248H43V249H44ZM66 248H67V247H66ZM70 248H71V247H70ZM77 248H75V249L78 250ZM85 248H86V247H85ZM85 248H83V249L85 250ZM87 248H88V247H87ZM87 248H86V251H87V250H88V251L90 250V251H92V254H93V250H92L93 248H91V249H87ZM149 248H150V247H149ZM227 248H228V249H227ZM18 249H17V250H18ZM30 249H31V251H32V247H31V248H30V247L28 248V250H30ZM54 249H53V251H54ZM62 249H61V250H62ZM73 249H74V248H73ZM102 249H101V251H99V252H101V253H100V254H101V257H102V255H103V257L101 258V260L104 259V258H106V257H104V249H103V250H102ZM105 249H106V247H105ZM107 249H106V250H107ZM115 249L113 248V249H109V250H107L108 252H109L110 250H113L112 252L110 251V252H111L110 254H108V253L105 252V253L108 255L107 257L113 256V257H110V258H112L113 260L109 258L110 261H111V260L114 261L115 258L117 257V259L115 260L116 262L114 261L115 264H130V262H126V259H125V258H123V257H122L123 259H122V258H118V257H119V253H118V256H115V255L117 254V252H119V251H117V250H115ZM118 249H119V248H118ZM121 249H122V248H121ZM121 249H119L120 252L123 251V250H121ZM132 249H128V250L131 251ZM145 249L147 250V248H145ZM145 249H144V250H145ZM150 249H151V252H152V253H151V252H148V255L154 253L153 255H150V257H149V256H147V253H144V254L147 256V257H146L147 259L150 258V261L153 260V259L160 258L159 261L161 262V258H162V259H166V258H164V256L166 255V253H160V252L157 253V252H155V249H154L153 247L150 248ZM150 249H149V251H150ZM153 249H154V250H153ZM3 250H4V248H3ZM23 250H24V249H23ZM35 250H33L34 253H32V256H33V254L38 253V252H35ZM37 250H39V249H37ZM41 250H42V249H41ZM84 250H83V252H84ZM138 250H139V248H138ZM138 250H136V251H138ZM140 250H143V249L140 247ZM140 250H139V251H140ZM144 250H143V251H144ZM170 250H171V249H170ZM172 250L174 251V249H172ZM194 250H195V251H194ZM197 250H200V251H201V253H198V254H201V256L198 255V257L196 258L197 255L194 256L193 253L196 252ZM222 250H223V252H225V253L228 252V254H223V253H222ZM9 251H11V250H9ZM15 251H16V250H15ZM33 251H32V252H33ZM39 251H40V250H39ZM53 251H52V252H53ZM63 251H64V250H63ZM102 251H103V252H102ZM116 251H117V252H116ZM130 251H129V253H130ZM134 251H135V250H134ZM134 251H133V252H134ZM136 251H135V253L132 252L134 256H133V255H130V256H129V258H130V257H131V258L133 257V259H130V260H134L133 262H131V264H138V262H135V261H137L136 259H138L139 264H140V263H141V264H145V263H147L148 260H146V258H144L145 255L140 256V254H141L142 252H141L140 254H138L139 257L136 258V256H137ZM139 251H138V252H139ZM26 252H27V251H26ZM26 252H25V254H26ZM41 252H42V253L45 252V249H44V251H41ZM50 252H51V251H50ZM69 252H72V248H71L70 251H68V253H69ZM73 252H74V250H73ZM80 252H82V251H80ZM113 252H115V253H113ZM176 252H172V253H176ZM198 252H199V251H198ZM15 253H17V252H15ZM22 253H23V252H22ZM27 253H29V251H28ZM30 253H31V252H30ZM42 253H41V254H42ZM63 253H64V252H63ZM78 253H79V252H78ZM121 253L123 254V252H121ZM124 253L126 254V251H125ZM129 253L127 252L126 255H129ZM132 253H131V254H132ZM149 253H150V254H149ZM155 253H157V254H155ZM185 253H186V254L189 253L190 256H189V255H186V256H185ZM0 254H2V252H1ZM13 254H14V253H13ZM41 254H40V257H41ZM60 254H61V253H60ZM79 254H80V253H79ZM89 254H91V252H89ZM89 254L87 253V255H89ZM97 254H98V253H97ZM97 254H95V258H94L93 256H90V257H91V258L93 257V258H94V261H98V262H95V263H98V264H99V263H101V262H99V260H100V259H99V258H100V255L98 254V255H99V256H98ZM106 254H105V255H106ZM125 254H124V256H126ZM135 254H136V255H135ZM4 255H5V254H4ZM9 255H11V254H9ZM17 255H18V254H17ZM21 255H23V254H21ZM38 255H39V254H38ZM38 255H37V256H38ZM81 255H82V254H81ZM87 255H85V256H87ZM93 255H94V254H93ZM154 255H156V256L153 257ZM5 256H6V255H5ZM7 256H8V255H7ZM15 256H16V255H15ZM29 256H30V255H29ZM32 256H31V257H32ZM44 256H43V257H44ZM65 256H66V255H65ZM70 256H71V254H70ZM73 256H74V255H73ZM76 256H77V255H76ZM79 256H80V255H79ZM79 256H78V257H79ZM85 256H84V257H85ZM96 256H97V257H96ZM121 256H122V255H121ZM121 256H120V257H121ZM1 257H3V256L1 255ZM1 257H0V258H1ZM9 257H12V256H9ZM9 257H8V258H9ZM16 257H17V256H16ZM22 257H23V256H22ZM46 257H45V259H47ZM55 257H56V256H54L55 262H58V261H59L58 257H57L58 260H57ZM90 257H88V258H90ZM140 257H141V258H140ZM148 257H149V258H148ZM199 257H201V258H203V259L201 260V258H199ZM6 258H7V257H6ZM13 258H14V257H13ZM13 258H12V259H13ZM26 258H27V257H26ZM33 258H34V257H33ZM36 258H37V257H36ZM51 258H50V260H51ZM59 258H60V257H59ZM69 258H70V257H69ZM91 258H90V259H91ZM134 258H135V259H134ZM142 258H144V260H146V262H143V261L140 262V260H141ZM152 258H153V259H152ZM195 258H196L197 260H196ZM212 258H210L211 260L209 259V261L207 260V262H205V263L212 262ZM17 259H18V258H17ZM24 259H25V258H24ZM37 259H38V258H37ZM43 259H44V258H43ZM48 259H47V260H48ZM54 259H53V260H54ZM62 259L64 260V264H65V263H66V264H69V263L72 264V263H74V262H70L68 258H66V259H67V262L65 261L66 259H64V258H62ZM62 259H61V260H62ZM72 259H75V257L72 258ZM72 259H70V260H72ZM78 259H79V258H78ZM78 259H77V261H78ZM85 259H86V258H85ZM98 259H99V260H98ZM127 259H128V257H127ZM139 259H140V260H139ZM193 259H195V261H194ZM6 260H8V259H6ZM20 260H21V258H20ZM25 260L27 261V259H25ZM31 260H32V259H31ZM38 260H39V259H38ZM63 260H62V262H63ZM106 260H107V258H106ZM4 261H5V257H4ZM9 261H10V263H12L11 260H9ZM13 261L15 262V261H16V258H15V260L13 259ZM34 261H35V260H34ZM51 261H52V260H51ZM72 261H73V260H72ZM74 261H75V263L77 262L76 260H74ZM80 261H81V259H80ZM80 261H79V262H80ZM87 261H88V259H87ZM90 261H91V260H90ZM94 261H93V262H94ZM102 261H103V260H102ZM107 261H108V260H107ZM124 261H125V262H124ZM153 261H154V260H153ZM155 261H157V260H155ZM174 261H173V262H174ZM220 261H221V262H222V261H223V262L226 261L227 263H221ZM5 262H7V261H5ZM17 262H18V261H16V262L13 263V264H16ZM28 262H29V260H28ZM36 262H37V261H36ZM44 262H45V261H44ZM44 262H42V263H43V264H46V263H44ZM53 262H54V261H53ZM53 262H51V263H52V264H55V263H53ZM82 262H84V261L82 260ZM85 262H86V261H85ZM93 262H92V263H93ZM104 262H106V261H104ZM114 262H112V263H114ZM134 262H135V263H134ZM157 262H158V261H157ZM167 262L170 264V262H169L168 260H167ZM179 262H180V261H179ZM228 262H229V263H228ZM1 263H2V262H1ZM24 263H25V262H24ZM24 263H22V264H24ZM37 263H39V262H37ZM48 263H49V262H48ZM51 263H50V264H51ZM58 263H59V262H58ZM77 263H78V262H77ZM106 263H107V262H106ZM106 263H105V264H106ZM148 263H149V262H148ZM148 263H147V264H148ZM154 263H155V262H154ZM158 263H159V262H158ZM168 263H167V264H168ZM177 263H178V261H177ZM200 263H196V264H200ZM203 263H202V264H203ZM205 263H204V264H205ZM213 263H214V261H213ZM237 263H236V264H237ZM240 263H239V264H240ZM19 264H21V263H19ZM26 264H27V263H26ZM34 264H35V263H34ZM61 264H63V263H61ZM80 264H81V263H80ZM82 264H83V263H82ZM90 264H91V263H90ZM93 264H94V263H93ZM108 264H111V262H110V263L108 262ZM150 264H151V262H150ZM165 264H166V262H165ZM173 264H174V263H173ZM233 264H234V263H233ZM241 264H242V263H241Z\"/></svg>",
    "mask_w": 264,
    "mask_h": 264
}]
</instances>
